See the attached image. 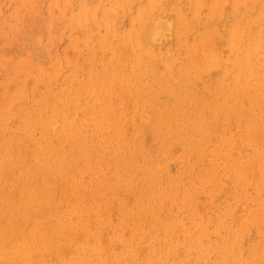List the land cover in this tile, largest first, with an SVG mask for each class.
<instances>
[{"label": "bare ground", "instance_id": "obj_1", "mask_svg": "<svg viewBox=\"0 0 264 264\" xmlns=\"http://www.w3.org/2000/svg\"><path fill=\"white\" fill-rule=\"evenodd\" d=\"M53 1V0H52ZM57 1V0H56ZM59 1V0H58ZM62 1V0H61ZM68 0H66V2H67ZM77 1V0H76ZM76 1H73L74 3L76 2ZM92 1V0H91ZM94 1V0H93ZM106 1V0H105ZM117 1H119V0H117ZM125 1V0H124ZM137 1H140V0H137ZM147 1V0H146ZM158 2H159V0H157ZM156 0H150V4L149 5H147V6H145V7H140V6H138L139 8V10L136 12L137 14V18H135V20H136V22H138L139 24L137 25L138 26V28L137 27H135V26H133V28L135 29V32H136V35H133V36H131V34L132 33H134L135 34V32L134 31H132V29L131 28H129V30H128V28L126 27V30H122V33H120L121 34V40H120V42H119V44H118V42H116L117 44H118V46L116 47V49H113V47H111L112 49H111V53L113 54V57L112 56H110V59L108 60V62L106 63V65L105 64H103V63H100V64H103L104 65V67L102 66V71H100V72H94V71H90L91 69H93V68H91L89 71H90V73H92V74H90V73H88L89 75L87 76L88 78L87 79H85V80H83L82 79V77L83 76H85V74L81 77V79L84 81H82V80H79V79H75L74 77H71V74H69L68 72H66V73H68L67 75V77H65L67 80H68V83H70V82H73V81H75L76 83H71L70 85H68V87H67V85H66V90H65V88H63L62 86V89L63 90H65L66 91V98H64V103L65 104H67L69 107L70 106H72L74 109L75 108H77V109H80V108H78V105H79V103L81 104V101H82V104L81 105H83V107H82V109H84V104H83V101H85V99H88V101H90V103H89V106H87L88 108V111H89V113H90V122H91V124L90 125H87L88 127L90 126L93 130H94V132L93 133H91L90 135L88 134L87 135V132L82 136V135H79V134H74L73 132H74V130H72V129H70V128H72V127H69V128H66V117L64 116V118L62 117H60L61 119H65V120H63V122H61V123H63V127H64V129H63V143L62 144H66L67 145V147H68V150H66V148L67 147H65V148H62V147H64V145H60V141H59V144H57V146H59V147H57V148H54V147H56V146H53V144L51 143V142H54V141H52V138H54L53 136H55V138H57V141L59 140L58 139V137H59V135H58V137H56L57 136V134H58V132H56L55 130H54V127H55V125L52 123L54 120H55V115H53L54 117V119L53 120H49L50 119V114H52L51 113V111H49V114L47 113L48 112V110L46 109V105L47 104H50L48 101V103L45 105V103L43 102V104L45 105V108H43L42 107V105H41V108H43V109H45V112L46 113H44V114H47V115H50V116H47V117H49L48 118V123L50 122V124H44V126L41 124V125H39L40 123H38L37 121V123H38V125L41 127V126H43L42 127V130H40V132H41V136L39 137L40 139H37V136H39V135H36L35 137L33 136V134L34 133H32V131H30L29 130V128H27V126H26V128H24V129H21V133L20 134H23V136H24V138H25V142H28V144H29V148L28 149H26V150H22L20 147H17V142H15L14 144H15V146H13V142H11L12 141V137L10 138V140L9 141H6L5 142V144H3L2 143V141L4 140V138H3V140L0 142L1 144H3V148H1L0 147V154L2 153V152H4V155L2 156V158H0V264H140V263H142V262H140V263H138L137 262V259H136V254H137V252L139 251H135V248L136 247H134V244L131 242V240H128V239H124L123 237H125V235H124V232H123V228H119V227H121V226H124V225H126V226H129L132 230L134 229H137V227L138 228H140L141 230L140 231H144L145 230V224H146V222H145V220H147V216H146V214H145V217H143V213H144V211L141 209V208H138V206H137V203L138 202H140V203H142V201L145 199V198H149L148 197V193H146L145 192V194H144V191H143V185L145 186L144 188L145 189H149V187H151L152 186V188H153V186H155L156 188H157V186H158V184H160L161 182H159L160 180L158 179V177H160L159 175H158V177H157V173L159 172L158 171V162L157 161H160V160H162V158H163V156H164V158H165V155H163L164 153H163V150H162V152L161 151H159L160 153H162V158H159L160 157V154L159 153H157V155L159 156L158 157V159H156L157 158V156L155 157V160H157L156 162H157V164H156V167L157 168H155V165L154 166H150L149 165V161L151 160V159H149L151 156H149V158H147L142 164H141V162H140V158L138 157L139 156V147L143 144L142 142V144H140V146H137L138 147V149H137V151H139V152H137L136 154H138V156L135 154V153H133L132 154V149L131 150H129V155H128V157H125L124 159L122 158V157H120L121 155H119V157L121 158H118V152H120V150H122V152L121 153H123V149H125L124 147V143H123V132L125 131V129L124 130H122V129H119V130H117L116 131V134H115V116L117 115L119 118H121V117H124V114L125 113H123L122 112V110L121 109H123V108H125V107H128V106H131L133 109H134V112L135 111H137L138 110V108L140 107V106H144L145 104H147L148 103V101L149 102H154V100H156L158 103H161V98H159L160 97V92L162 91V90H165V91H167V92H169L170 93V97H171V102H173L174 101V103H175V105L174 106H172L171 105V107L169 108V110L170 111H175L176 112V114H177V116H178V118H179V122H178V125L177 126H175V128L171 131L172 133H178L179 132V128H180V126H179V123H181V121H182V125H181V127H185L186 126V119H187V115L189 116V114H188V111L190 110L189 109V107H190V104H191V101H193L194 99H195V96H193L192 94H191V92H190V88H188V85L186 84V82H187V80L190 78V76H191V74H189L187 71H185L184 69H181L179 72H177L176 74L174 73V74H172L171 76H169V75H167V76H169L170 77V79H168L167 78V76H165L167 79H168V81L166 80V78L163 76V75H161V74H156V73H154V71H153V69H154V66H153V56L155 55L154 54V52L153 53H151L150 51L151 50H153V46H155V44L157 43V42H162L163 40L165 41L166 39H168L170 36H171V34H173L174 32H176V33H178L177 31H181L182 32V30L181 29H179V30H175L176 28H178V27H176L175 28V25L177 24V23H179L178 21H177V23H176V21H175V19H176V16H174L175 17V19H173V18H171V14L169 13V16H166V15H162L161 14V12L159 13L158 11H160V9L157 11V12H155L154 11V4H156L157 5V2ZM169 1V0H168ZM177 0H174V2H176ZM179 1V0H178ZM183 1V0H182ZM196 0H193V3L195 2ZM199 1L200 0H198V3H199ZM209 1V0H208ZM207 1V2H208ZM215 1V0H214ZM225 0H223V2H224ZM229 1V0H228ZM233 2H234V0H232ZM238 0H235V3H234V5L236 4V5H238L236 2H237ZM244 1L245 0H243V2L241 1V3H244ZM256 1H258V0H256ZM260 1V0H259ZM2 2H5V1H2ZM9 2V4H11L12 5V3H10V0L8 1ZM12 2H13V0H12ZM24 2V1H23ZM54 2H55V0H54ZM65 2V3H66ZM70 1H68L67 3H69ZM73 2H72V5H73ZM80 2V1H79ZM78 1H77V3L80 5V3H79ZM82 2H84V0H82ZM86 2V1H85ZM102 2H104V0L102 1L101 0V2H100V0H98V4L99 3H102ZM108 2H110V1H108ZM120 2V1H119ZM118 2V3H119ZM126 3V5L127 6H129V7H127L126 6V10H127V8L131 11L132 10V6L131 5H129L130 3H127V2H130V1H125ZM149 1H147V3H148ZM155 2V3H154ZM164 2V1H163ZM167 2V1H166ZM173 2V3H174ZM197 2V1H196ZM195 2V3H196ZM206 2V1H205ZM218 2H220V0H218L217 1V3ZM226 2V1H225ZM246 2H247V0H246ZM21 3V2H20ZM55 3H59V2H55ZM55 3H52V4H54L55 6H56V8H57V5H59V4H55ZM61 3H63V2H61ZM64 3V4H65ZM66 3V4H67ZM76 3V4H77ZM94 3V2H93ZM93 3H91V5L93 4ZM95 3H96V1H95ZM94 3V4H95ZM114 3V4H113ZM111 2V4H112V6H113V8H112V6L110 7V11L112 10V11H114V9L116 10V9H118V7L121 5L120 3V5L118 6V7H116L115 8V3L117 4V2ZM122 3H123V1H122ZM134 3V2H133ZM154 3V4H153ZM160 3H162V2H160ZM171 3V2H170ZM169 3V4H170ZM194 3V4H195ZM202 3V4H201ZM214 4L215 6H216V8H217V10H218V8H220V7H218V5L219 4ZM228 3V2H227ZM4 4V3H3ZM13 4H15V2L13 3ZM24 3H22V5H23ZM51 3H49V5H50ZM71 4V3H70ZM88 4V6L90 5V3H89V1L87 0V3L85 4V5H87ZM97 4V3H96ZM95 4V6H93V9H95L94 7H97V6H99V5H96ZM108 4H110V3H108ZM172 4V3H171ZM180 4H182V3H179V5ZM200 4L202 5L200 8H202L203 7V4H204V0H202V2H200ZM221 4V3H220ZM225 4V3H224ZM224 4H222L223 6H221L222 8L224 7ZM249 4V3H248ZM8 5V4H7ZM10 5V6H11ZM16 5V4H15ZM21 5V6H22ZM61 5V4H60ZM79 5H78V7H79ZM91 5H90V7H91ZM106 5V4H105ZM145 5V4H144ZM143 5V6H144ZM167 5V4H166ZM174 5V4H173ZM207 5H208V3H207ZM210 5H212V7H215L212 3L210 4ZM233 5V6H234ZM241 5H243V4H241ZM251 5H253V3L251 2ZM21 6H19V8L21 7ZM62 6H63V4H62ZM67 6H68V4H67ZM67 6H65V8H66V10L68 9V10H70V9H73L74 7V5L73 6H71V7H73V8H71L70 7V9H69V7H67ZM81 6H82V3H81ZM79 7V8H81V10L83 9L82 7ZM86 7L85 6V8H87V9H89V7ZM104 6V5H103ZM123 6H124V3H123ZM176 6V5H175ZM187 6V5H186ZM200 6V5H199ZM199 6H198V8H199ZM220 6V5H219ZM232 6V7H233ZM239 6V5H238ZM256 6V5H255ZM4 7H5V5H4ZM16 7V6H15ZM23 7V6H22ZM49 7V6H48ZM50 7H52V5L50 6ZM49 7V8H50ZM76 7V6H75ZM122 7V6H121ZM120 7V8H121ZM156 7V6H155ZM172 7V6H171ZM170 7V8H171ZM178 7V6H177ZM181 7V6H180ZM182 7H183V5H182ZM197 7V6H196ZM204 7H206V6H204ZM209 7H211V6H209ZM228 7V4H226V8ZM231 7V8H232ZM236 7V6H235ZM246 7V6H245ZM254 7V6H253ZM14 7H12V9H13ZM48 8V9H49ZM53 8V7H52ZM51 8V9H52ZM59 8V7H58ZM107 8V12H108V9H109V7H106ZM137 8V7H136ZM161 8V10H162V7H160ZM167 8V7H166ZM169 8V7H168ZM194 8H195V6L193 7V13H192V15H194L195 16V14H198V13H195L194 14ZM207 8V7H206ZM222 8H220L221 10V13L223 12L222 10ZM231 8H230V10H231ZM234 8V7H233ZM233 8H232V12H233ZM0 9H1V7H0ZM7 9V8H6ZM17 10H18V8H16ZM15 9V10H16ZM51 9L49 10V11H51ZM62 9V8H61ZM77 9V8H76ZM97 9V8H96ZM95 9V10H96ZM99 9V8H98ZM97 9V10H98ZM123 9H124V7H123ZM178 10H181V9H179V8H177ZM196 9L197 8H195V11H196ZM212 9V8H211ZM246 9V8H245ZM249 9V8H248ZM4 11V9H1L0 10V12L1 11ZM8 10V9H7ZM58 10H60V9H58ZM63 10V9H62ZM67 10V11H68ZM78 10V9H77ZM80 10V9H79ZM81 10L79 11L80 13H81ZM95 10H90L91 11V13H92V11L94 12ZM125 9L124 10H122L121 9V12H124V14L126 13V12H129V11H126ZM164 10V9H163ZM198 11H199V9H197ZM207 10H208V8L206 9V13H207ZM236 10V9H235ZM238 10V9H237ZM237 10L236 11H234L235 13L237 12ZM250 10V9H249ZM19 11H21V9L19 10ZM48 11V13L50 14L51 12H49ZM52 11H53V9H52ZM54 11H56L55 10V8H54ZM73 11V10H72ZM84 11V10H83ZM82 11V12H83ZM86 11V10H85ZM84 11V12H85ZM101 11V10H100ZM105 11V10H104ZM108 12L109 14H111V12ZM172 11H174V10H172ZM185 11V10H184ZM184 11H180V12H182V13H185ZM186 11H188V10H186ZM213 10H211V12H212ZM216 9L213 11L214 12V14H215V16H214V14L213 15H211V17L212 18H214V22H215V24H217L216 22H217V19L220 17V15H218L217 13H219L218 11H216ZM258 11V14L259 13H261V14H263L262 15V17H263V19H264V10H262V12L260 11L259 12V9L257 10ZM5 12V11H4ZM59 12V13H58ZM70 11H68L67 13L65 12V9H64V11H63V13L65 14H68ZM75 12H77V11H75ZM106 12V13H107ZM118 12V11H117ZM165 12L166 11H164V12H162V13H164L165 14ZM171 12V11H170ZM226 13H227V10L225 11ZM230 12V11H229ZM231 12V13H232ZM241 12H243L242 10H241ZM247 12H249V11H247ZM53 13V15H54V12H52ZM56 13V12H55ZM57 13L58 14H60L61 15V12L60 11H57ZM79 13V14H80ZM90 12H88L87 14H89ZM91 13H90V15H91ZM101 13V12H100ZM113 14H111V15H114V13L115 12H112ZM175 13V12H174ZM179 13V12H178ZM181 13V17L183 16V15H186V14H182ZM201 13V12H200ZM199 13V14H200ZM203 13H205V12H203ZM220 13V14H221ZM235 13H233L232 14V16L233 15H235ZM1 14H2V12H1ZM8 14V13H7ZM18 14H19V12H18ZM64 14L63 15H61V16H64ZM71 13H69V15H70ZM76 14V13H75ZM93 14V13H92ZM95 14V13H94ZM97 14V13H96ZM95 14V15H96ZM99 14V13H98ZM108 14V15H109ZM118 14V13H117ZM124 14H123V16L121 15V13L119 12V16L121 15L122 16V18L124 17ZM167 14V13H166ZM176 14V13H175ZM216 14H217V16H216ZM255 15H257L256 13H254ZM261 14H259V15H261ZM15 15L16 16H19V15H17L16 14V12H15ZM52 15V14H51ZM52 15V16H53ZM69 15H68V18H69ZM84 15L86 16V12H85V14H83V17H84ZM90 15H87V17L89 16L90 17ZM94 15V16H95ZM111 15H109L110 17H111ZM133 15V14H132ZM132 15H131V19H133V17H132ZM203 15V14H202ZM205 15V14H204ZM209 15V16H210ZM228 15V14H227ZM240 15H242V14H240ZM258 15V16H259ZM6 16V15H5ZM50 16V15H49ZM71 16V15H70ZM76 16V15H75ZM77 16H78V13H77ZM82 16V15H81ZM80 16V17H81ZM102 16H103V13H102ZM108 16V17H109ZM178 16V15H177ZM180 16V15H179ZM193 16V18L194 19H196L197 18V15L194 17ZM209 16L207 17V19L209 18ZM219 16V17H218ZM221 16H222V14H221ZM225 16V15H224ZM229 16V15H228ZM237 16V15H236ZM254 16V15H253ZM10 17H13V15L12 16H10ZM55 17V16H54ZM66 17V16H65ZM73 17V16H72ZM71 17V18H72ZM79 17V18H80ZM99 17H101V15L99 16ZM108 17H105V18H108ZM109 17V18H110ZM114 17V18H113ZM189 17H190V15H189ZM218 17V18H217ZM230 17V16H229ZM235 17V16H234ZM241 17V16H240ZM239 17V18H240ZM245 17H248V14H245V15H243L241 18L242 19H244ZM2 18H4V17H1V19ZM6 18V17H5ZM14 18H16V17H14ZM51 18V16L49 17V19L48 20H51L50 19ZM56 18H58V15H57V17ZM59 18L60 19H57V20H63L60 16H59ZM70 18V19H71ZM75 18H78V17H75ZM91 19H94V17L91 15V17H90ZM96 18V17H95ZM108 18V19H109ZM177 18H179V17H177ZM193 18L191 19V20H193ZM212 18H210L211 20H207L206 21V23H208V21H212L211 22V24L213 23V19ZM217 18V19H216ZM228 18V17H227ZM233 18V17H232ZM238 18V19H239ZM255 19L257 18V20H258V18L259 17H254ZM7 19V18H6ZM18 19H19V17H18ZM18 19H16V21L18 20ZM97 19V18H96ZM100 19V18H99ZM107 19V20H108ZM111 19H115V16H112L110 19H109V21L111 20ZM120 19V18H119ZM131 19H129V20H131ZM185 19V16H183V21H185L184 20ZM186 19H188L187 17H186ZM201 19V18H200ZM222 18L220 17V19L219 20H221ZM249 19V18H248ZM251 19V18H250ZM250 19H249V21H250ZM253 19V18H252ZM254 19V20H255ZM263 19H262V21H263ZM3 20V19H2ZM10 20V19H9ZM13 20V19H12ZM66 21H67V19H65ZM72 20V19H71ZM71 20H70V22H71ZM88 20V19H87ZM106 20V21H107ZM134 20V21H135ZM198 19H196V21H197ZM203 20V19H202ZM218 20V21H219ZM222 20H225V19H222ZM232 20V19H231ZM230 20V21H231ZM235 20H236V18H235ZM246 20V19H245ZM4 21V20H3ZM19 21V20H18ZM53 21V20H52ZM51 21V22H52ZM79 21V23H81L80 22V20H78ZM97 20H95V22H96ZM103 21V20H102ZM101 21V22H102ZM105 21V22H106ZM122 21V20H121ZM132 21V20H131ZM190 21V20H189ZM205 21V20H204ZM239 21H241V20H239ZM14 22H15V20H14ZM48 22H50V21H48ZM55 23H57V22H60V21H54ZM54 22H52V24L54 23ZM63 22H65V21H63ZM63 22H61L62 24H63ZM69 22V23H70ZM74 22V21H73ZM76 22H77V20H76ZM93 22H94V20H93ZM112 22V20L110 21V22H108L107 21V23H111ZM191 22V21H190ZM190 22H188V21H186V24L188 23H190ZM193 22V21H192ZM201 22V21H200ZM203 22V21H202ZM245 22V21H244ZM251 23H252V21H250ZM253 22H257V21H253ZM54 23V24H55ZM60 23V24H61ZM88 24H87V26H89V23H92V22H87ZM107 23H106V25H107ZM112 23H114V22H112ZM123 23H125V22H123ZM133 23V22H132ZM131 23V24H132ZM194 24H195V20H194V22H193ZM221 23H224V21L222 22L221 21ZM232 23V22H231ZM230 23V24H231ZM235 23H237V22H235ZM248 23V22H247ZM263 23V22H262ZM8 24H9V22H8ZM17 24V22H15V25ZM43 25L45 24L44 22L42 23ZM41 24V25H42ZM49 24H51V23H47V25L46 26H49ZM53 24V25H54ZM57 24H59V23H57ZM68 24V23H67ZM66 24V25H67ZM73 24V23H72ZM82 24V23H81ZM85 22H84V29H85ZM97 24L99 25L100 24V22H98L97 21ZM129 24V23H128ZM181 24V23H180ZM184 24V23H183ZM187 24V28H189V25L190 24H192V23H190L189 25ZM198 24V23H197ZM211 24L209 23V26H208V24H206L207 25V29L208 28H211L212 26H211ZM214 24V23H213ZM233 24H234V22H233ZM250 24V23H249ZM264 24V23H263ZM53 25H51L50 26V29L49 30H51V31H53V33H54V30H53V28H55V30H57V31H55L56 33L60 30L59 28H56L57 26L56 25H54V26H56V27H53V28H51ZM103 25V24H102ZM206 25H205V27H206ZM218 25V24H217ZM216 25V26H217ZM235 25V24H234ZM244 25H246V24H243L242 25V27L244 26ZM251 25V24H250ZM6 26V25H5ZM4 24H3V29H4ZM9 26H11V25H9ZM58 26H60V25H58ZM68 26V25H67ZM67 26H64V29H65V27H67ZM77 29H80L79 28V26H82L83 27V24L82 25H78L77 24ZM126 26V25H125ZM177 26V25H176ZM180 26V25H179ZM186 26V25H185ZM216 26H214L215 28H216ZM221 26V25H220ZM220 26H218V27H220ZM225 26V25H224ZM236 26H238V24H236L235 25V27ZM2 27V26H1ZM7 27V26H6ZM15 27V26H14ZM42 27H45V26H42ZM75 27V26H74ZM82 27H81V29H82ZM92 27H94V25H92ZM96 27V26H95ZM109 27V26H108ZM129 27H132V25L130 26L129 25ZM191 27V26H190ZM231 27V26H230ZM230 27H228L230 30H231V28ZM256 27V26H255ZM39 28H41V27H39ZM88 28V27H87ZM98 28H99V26H98ZM96 29V30H98L99 31V29ZM104 28H105V25H104ZM180 28V27H179ZM184 28V27H183ZM247 28V27H246ZM258 28H259V26H258ZM258 28H256V30L258 29ZM7 29V28H6ZM8 29H10L11 30V28L9 27ZM7 29V30H8ZM45 29V28H44ZM44 29L43 28H41V30H43V32L42 33H44ZM69 29H70V27H69ZM77 29H74L75 31H74V34H72L71 32H72V30H71V34L72 35H74L75 36V34H77ZM80 29V30H81ZM106 29V28H105ZM105 29H103V30H105ZM107 29H109V28H107ZM106 29V30H107ZM140 29V30H139ZM190 29V28H189ZM191 29H194V27L193 28H191ZM191 29H190V31H191ZM197 29L198 28H196V31H197ZM206 29V28H205ZM206 29V30H207ZM212 29V28H211ZM211 29H209V31H213V30H215L214 28L211 30ZM219 29H221V28H219ZM229 29H228V31H229ZM233 29V28H232ZM235 29H237V27L235 28ZM244 29V28H243ZM242 29V30H243ZM9 30V31H10ZM61 30H62V27H61ZM66 30V29H65ZM103 30H101V31H103ZM200 30H202V29H200ZM216 30L218 31V28H216ZM227 30V29H226ZM37 30H35V32H36ZM40 31V30H39ZM39 31H37L36 33H37V37L38 38H36V39H39L38 41L42 44H40L38 41V43L37 42H35V45L34 44H32V46L34 45L35 46V50H37V44H40L41 46H43V44L45 43H42L41 41H40V39L42 38H40V32ZM108 32H109V30H107ZM179 31V32H180ZM185 31V30H184ZM187 31H188V29H187ZM187 31H185V32H183V33H186ZM217 31H216V33H217ZM228 31H227V33H228ZM233 31H235L234 29H233ZM258 31H259V29H258ZM258 31H255V34H259L258 35V37L257 38H254L253 39V41L252 42H257V44L256 45H254V46H250L246 51H244L240 56H237V57H234L233 56V58H231V59H229L228 60V62H227V64H226V67H225V73L227 74V75H225V77L223 76V78L226 80L227 79V77L226 76H228V79H229V83H228V87L226 88L227 89V92H225L224 91V89L222 88V86H220V85H217L216 86V89L214 90V92L212 93V95H211V99H216V100H218V104L220 105V107L222 108V112H221V115H226V116H229V115H231L232 117L233 116H235V115H239V114H245V113H247L246 111L244 112V108H243V105H242V100L243 99H246V97L250 100V101H252L254 104H258V102H261V101H264V62L262 61V58L264 57V51H263V48L262 49H260V47H259V44H261L262 45V43H263V41H264V38H263V40H262V35L263 34H260V32H258ZM261 31V30H260ZM5 32H6V30H5ZM38 32H39V34H38ZM61 32V31H60ZM59 32V33H60ZM82 32V31H81ZM85 32H88L87 30L85 31ZM93 32H94V30H93ZM93 32H91V35H89V36H91L90 38H92V33ZM104 32V31H103ZM112 32V31H111ZM198 32V31H197ZM215 32V31H214ZM240 32V31H239ZM246 32V31H245ZM262 32V31H261ZM35 33V34H36ZM52 32H51V35L53 34ZM64 33V32H63ZM96 33H99V34H101L100 33V31L99 32H96ZM106 33V32H105ZM188 33H190V32H188ZM187 33V34H188ZM199 33V32H198ZM203 33V32H202ZM210 33V32H209ZM216 33H214V34H216ZM226 33V34H227ZM229 33H230V31H229ZM238 33V32H237ZM241 33H243L242 31L240 32V35H242ZM7 34V33H6ZM32 33H30V35H31ZM58 34V33H57ZM71 34L68 36V39L70 38V36H71ZM80 34H82V33H80ZM89 34V33H88ZM104 34V33H103ZM175 34V33H174ZM186 34V35H187ZM197 34V33H196ZM201 33H199V35H200ZM213 33H210V35H212ZM220 33H218V34H216L217 36L219 35ZM253 34H254V32H253ZM29 35V36H30ZM33 35V34H32ZM42 35V34H41ZM44 35V34H43ZM42 35V36H43ZM53 35H55V33L53 34ZM52 35V36H53ZM78 35V34H77ZM95 35V34H94ZM102 35V34H101ZM107 35H108V33H106V35H105V37H103L102 38V40L101 41H103V39L105 38L106 39V37H107ZM114 35V34H113ZM176 35V34H175ZM194 35V34H193ZM206 35H207V33H206ZM204 36V37H206V42H208L207 40H208V38L210 37V39H211V41H212V39H213V41L211 42V41H209L208 43L210 44V43H212V44H214L216 41H221L222 43L226 40V38L227 37H229L230 35H228L226 38H225V40L224 39H222L223 38V33L221 34V35H223L222 36V38H218L216 35L214 36L215 38H212L213 37V35H212V37L211 36ZM260 35H261V37H260ZM34 36V35H33ZM52 36H48L47 35V37L49 38V40H52L55 36H53V38H52ZM81 36V35H80ZM88 36V35H87ZM87 36L85 37V39L87 38ZM99 36V35H98ZM179 36V35H178ZM177 36V37H178ZM180 36H181V34H180ZM180 36L178 37L179 39H180ZM189 36V35H188ZM196 36V35H195ZM202 36H203V34H202ZM256 36V35H255ZM44 37H45V35H44ZM100 37H102V36H100ZM182 38H183V36H181ZM185 38H186V36H184ZM193 37V36H192ZM191 37V38H192ZM201 37V36H200ZM203 37V38H204ZM216 37L219 39V40H217L216 39ZM239 37V36H238ZM30 38H32L31 36H30ZM30 38L29 39H25V40H28V41H30L29 43L31 44V40H30ZM34 38L35 37H33L32 38V40H34ZM48 38H46V39H48ZM58 38V37H57ZM72 38V37H71ZM70 38V39H71ZM78 37H76V39H77ZM90 38H88V39H90ZM98 37H96L95 38V36H94V39H97ZM113 38V37H112ZM111 37H110V39H109V41L110 40H114V39H112ZM203 38L201 37V39H202V41H203ZM230 38H232V37H230ZM235 38V37H234ZM233 38V39H234ZM246 38V37H245ZM249 38H250V36H249ZM248 38V39H249ZM45 39V38H44ZM44 39H43V41H44ZM55 39V38H54ZM61 39H62V37H61ZM64 39V38H63ZM80 39V38H79ZM79 39H77V40H79ZM171 38H169V40H170ZM187 39V38H186ZM193 39H194V37H193ZM193 39H191L192 41H193ZM216 39V40H215ZM251 39V38H250ZM249 39V40H250ZM87 40V39H86ZM98 40V39H97ZM96 40V41H97ZM173 40H175V39H173ZM178 40V39H177ZM197 40V39H196ZM199 40H200V38H199ZM224 40V41H223ZM229 40H231V39H229ZM228 40V41H229ZM241 39H239V41H240ZM246 40V39H245ZM47 41V40H46ZM53 41V40H52ZM61 41V40H60ZM72 41V40H71ZM76 41V40H75ZM85 41V40H84ZM98 41H100V40H98ZM145 41V42H144ZM184 41V40H183ZM182 41V42H183ZM186 41V40H185ZM189 41V40H188ZM187 41V42H188ZM191 41V42H192ZM201 41V40H200ZM199 41V42H200ZM200 42V43H202V49H203V47H204V45L203 44H206V42L205 41H203V42ZM236 41V40H235ZM238 41V42H239ZM251 41V40H250ZM64 42V41H63ZM67 42V41H66ZM77 42V41H76ZM79 42V41H78ZM92 42V41H91ZM94 42V41H93ZM145 43V45H144V43ZM175 42V41H174ZM180 42V41H179ZM182 42H180L181 44L180 45H182ZM190 42V41H189ZM188 42V43H189ZM190 42V43H191ZM197 43H199L198 42V40L196 41ZM196 42H195V44H196ZM214 42V43H213ZM230 42V41H229ZM234 42V41H233ZM233 42L232 43H230L231 45H233ZM238 42H237V44H238ZM241 42V41H240ZM37 43V44H36ZM73 43H75V42H73ZM88 43V42H87ZM103 43V45H104V41L102 42ZM101 42H100V44H102ZM107 43H108V39H107ZM106 43V44H107ZM121 43V44H120ZM176 43V42H175ZM174 43V44H175ZM200 43L199 44H197L198 45V47H200L201 48V46H199L200 45ZM208 43L206 44V46L208 45ZM250 43V42H249ZM24 44H27V42L25 41V43ZM54 45L55 43H53V42H51L50 43V45H49V47H48V45H44L45 47V49H47V48H50L51 47V45ZM58 44V43H57ZM64 44V43H63ZM72 44V43H71ZM76 44V43H75ZM79 44V43H78ZM89 44V43H88ZM94 44V43H93ZM97 44V43H96ZM112 44V43H111ZM159 44V43H158ZM161 44V43H160ZM166 44H168V43H166ZM185 44H186V42H185ZM212 44H211V46H212ZM224 44V43H223ZM223 44H221L222 45V47H223ZM227 45H228V43H226ZM226 44L224 45V47H223V49L224 48H226ZM230 44L228 45V46H230ZM240 44V43H239ZM251 44V43H250ZM37 45V46H36ZM53 45H52V47H53ZM62 45V44H61ZM77 45V44H76ZM98 45H99V42H98ZM108 45H110V43L108 44ZM107 45V46H108ZM168 45H171L170 43L168 44ZM167 45V46H168ZM178 45V44H177ZM197 45H195V47L194 48H196L195 50L197 51V53H199V57L201 56L200 55V52L198 51L199 49H197ZM218 45V44H217ZM32 46L31 45H27V47L26 46H24L25 48L24 49H30V47L32 48ZM40 46V48L41 49H44L43 47H41ZM92 46V45H91ZM123 46V48H121ZM160 46V45H159ZM161 46H164L165 47V45H161ZM179 46V45H178ZM185 46H187V45H185ZM219 46V45H218ZM218 46H216V47H218ZM240 46V45H239ZM29 47V48H28ZM57 47V46H56ZM65 47H67L66 45H65ZM70 46H68V48H69ZM73 47V46H72ZM87 47H89L88 45H87ZM103 48L105 47V46H102ZM102 47H101V49H102ZM109 47V46H108ZM175 47V46H174ZM181 47V46H180ZM221 47V46H220ZM220 47H218V48H220ZM221 47V48H222ZM39 47H38V54H46L45 53V51L43 52L41 49H40ZM77 48V47H76ZM75 48V49H76ZM85 48V47H84ZM148 48H150L151 50L149 51V49ZM157 48H159V47H157ZM176 48V47H175ZM185 48V47H184ZM207 48V47H206ZM220 48V50H223V49H221ZM23 48H22V50H24ZM33 49V48H32ZM32 49H30V51L31 52H35V55L34 56H37L38 54H36V51L33 49V51H32ZM59 49V48H58ZM65 49V48H64ZM74 49V48H73ZM80 49H82L81 48V46H80ZM91 49V48H90ZM89 48L87 49V51L88 50H90ZM95 49V48H94ZM93 49V50H94ZM100 49V50H101ZM161 49H163V47L161 48ZM202 49H200V50H202ZM215 49V48H214ZM234 49V48H233ZM240 49V48H239ZM21 50V51H22ZM42 52H41V51ZM56 50V49H55ZM68 50V49H67ZM77 50V49H76ZM83 50H85V49H83ZM93 50H92V52H93ZM96 50H97V47H96ZM96 50H94L95 52H96ZM169 50V49H168ZM168 50H167V52H168ZM178 50V49H177ZM182 50H184V49H182ZM206 50H208V49H206ZM205 50V51H206ZM211 50V49H210ZM227 50H229V48L227 49H225V51L227 52ZM237 50V49H236ZM235 50V51H236ZM21 51H20V53H21ZM40 51V52H39ZM54 51V50H53ZM71 51H73V50H71ZM158 51V50H157ZM162 52L163 51H165V50H161ZM160 51V52H161ZM171 51H172V49H171ZM186 51H188L187 49H186ZM191 51V50H190ZM189 51V52H190ZM196 51H195V53H194V51H193V49H192V55H197V57L196 58H198V54L196 53ZM209 51V50H208ZM219 52V49L218 50H216L215 52H216V54ZM234 51V52H235ZM238 51V50H237ZM28 53H30L29 54V56L32 54L31 52H29V51H27ZM47 54L50 52V49H49V51H48V49H47ZM56 52V51H55ZM60 52V51H59ZM80 52V51H79ZM83 52H85V51H83ZM91 52V51H90ZM89 52V53H90ZM95 52H93V55H94V53ZM102 52H103V50H102ZM161 52V53H162ZM166 52V53H167ZM180 50H179V54H180ZM204 52V51H203ZM223 52H224V50H223ZM229 52H230V50H229ZM232 52V51H231ZM14 53V52H13ZM16 53V52H15ZM24 53V52H23ZM28 53H25V54H28ZM51 53V52H50ZM88 53V52H87ZM99 53V52H98ZM157 53V52H156ZM165 53V52H164ZM183 53V52H182ZM185 53V52H184ZM194 53V54H193ZM207 53H209V52H207ZM210 53H211V51H210ZM212 53H213V51H212ZM220 53V52H219ZM217 54L218 56L222 53H220V54ZM17 54V53H16ZM80 54V53H79ZM105 54H107V53H105ZM104 54V55H105ZM110 54V53H109ZM112 54H110V55H112ZM158 54V53H157ZM170 54V53H169ZM186 54H188L187 52H186ZM185 54V58L186 57H188L187 55ZM201 54H202V52H201ZM204 54V53H203ZM262 54V55H261ZM56 55V54H55ZM54 55V57H56ZM65 55V54H64ZM71 55V54H70ZM87 55V54H86ZM93 55H91V56H93ZM104 55H102V56H104ZM160 55V54H159ZM159 55H157V57L159 56ZM162 55V54H161ZM207 55V54H206ZM212 55V54H211ZM224 55V54H223ZM2 56H3V54H0V57L2 58ZM23 56L25 57V55L23 54ZM26 56H28V55H26ZM33 56V58H35ZM39 57H40V55H38ZM60 57L61 55H57V57ZM80 56V55H79ZM89 56V55H88ZM88 56L86 57L87 59H88ZM91 56H89V57H91ZM156 56V55H155ZM163 56H165V54L164 55H162V57ZM204 56V55H203ZM202 56V57H203ZM213 56V55H212ZM217 56V57H218ZM42 57V58H41ZM40 58H38V57H36V58H38V62H39V59H40V61L41 62H39V64H43L44 62H46V60H44L47 56L45 55V58L43 59V56H41ZM65 57H67L68 58V54L67 55H65ZM95 57V56H94ZM157 57H155L156 58V61L158 62L159 61V58L157 59ZM161 57V56H160ZM166 57V56H165ZM172 57V56H171ZM175 57V56H174ZM183 57H184V55H183ZM201 57V58H202ZM207 57V56H206ZM210 57V56H209ZM214 57V56H213ZM216 57V58H217ZM0 58V59H1ZM4 58H6V57H4ZM27 58V57H26ZM25 58V59H26ZM29 58V57H28ZM27 58V59H28ZM32 57H31V60L33 59ZM36 58H35V60H33L34 62L36 61ZM64 58V57H63ZM67 58H66V60H67ZM72 58V57H71ZM76 58H78V57H76ZM96 58V57H95ZM105 58V57H104ZM108 58H109V56H108ZM154 58V59H155ZM181 58V57H180ZM189 58V57H188ZM191 58H192V60H193V56H191ZM195 58V60H197ZM211 58V57H210ZM209 58V59H210ZM3 59V58H2ZM1 59V60H2ZM7 59H9V58H7ZM22 59V58H21ZM21 59L19 60V61H21ZM24 59V60H25ZM47 59V58H46ZM69 59V58H68ZM81 59V58H80ZM86 59V60H87ZM99 59V58H98ZM100 59H102L103 60V58H100ZM161 59V58H160ZM168 59V58H167ZM166 59V60H167ZM187 59V58H186ZM199 59V58H198ZM215 59V58H214ZM214 59H210V60H214ZM220 60V57H218L217 59H215L216 60V62H217V60ZM1 60H0V63H1ZM4 60V59H3ZM3 60H2V62H3ZM10 60H11V62H14V61H12V59L10 58ZM31 60H29L28 59V61H31ZM42 60H44V61H42ZM51 60H52V58H51ZM59 60H60V58H59ZM59 60H58V63H60L61 64V62H59ZM63 60V59H62ZM78 60V59H77ZM176 59H174L173 61H175ZM182 60V59H181ZM180 60V61H181ZM195 60H193V61H195ZM204 60H206V58H204ZM208 60V59H207ZM214 60V61H215ZM27 61V60H26ZM27 61V62H28ZM32 61V62H33ZM53 61V60H52ZM51 61V62H52ZM57 61V60H56ZM65 61V60H64ZM69 61V60H68ZM81 61H84V59L82 60L81 59ZM81 61H79L78 60V62H81ZM88 61V60H87ZM90 61H94L93 59L92 60H90ZM98 61V60H97ZM111 61H113V63L111 62ZM155 61V63L157 64V62ZM162 61H163V58H162ZM187 62H189L188 60H186ZM186 61H183V62H186ZM192 61V62H193ZM214 61H213V63H214ZM10 62V63H11ZM67 62V61H66ZM77 62V63H78ZM110 62H111V65H110ZM191 62V63H192ZM204 62V61H203ZM4 63H5V60H4ZM9 64V62H7L6 61V63H5V65L4 64H2L0 67L2 68V66H4V69L3 70H5V67H7L6 66V64ZM30 63V62H29ZM86 63V62H85ZM98 63V62H97ZM162 63H164V64H162ZM165 63H167L165 60H164V62H161L160 64H162L161 66H163V65H165L164 66V68L166 67V65H168V63L167 64H165ZM170 63V62H169ZM171 63H172V65L174 64L172 61H171ZM195 63V62H194ZM196 63H197V61H196ZM196 63H195V66H196ZM206 63V62H205ZM223 63H225V62H223ZM32 64H34V63H32ZM32 64H29L30 65V67H31V65ZM36 64V63H35ZM38 64V65H39ZM46 63H44L43 65H42V68L41 69H45V67H47V66H44ZM65 64V63H64ZM68 64H69V62H68ZM81 64V63H80ZM79 64V65H80ZM83 64H84V62H83ZM94 63L92 62V65H93ZM99 64V63H98ZM158 64H159V62H158ZM160 64H159V66L158 67H160ZM190 64V63H189ZM189 64H188V66H189ZM200 64H201V62H200ZM197 65L196 67H198V66H202V65ZM209 64H212V62H209ZM216 64V63H215ZM221 64V63H220ZM13 65V64H12ZM12 65H9V66H12ZM47 65V64H46ZM82 65V64H81ZM171 65V64H170ZM170 65L169 66H167L168 68L170 67ZM192 65V64H191ZM207 65V64H206ZM44 66V67H43ZM57 66V65H56ZM55 66V67H56ZM60 67H61V65H59ZM75 67H73V68H75V70H76V64L74 65ZM84 66V65H83ZM87 66V65H86ZM94 66V65H93ZM174 66V65H173ZM176 66V65H175ZM185 66H186V64H185ZM195 66H192L193 68L195 67ZM203 66H204V64H203ZM208 66H211V65H207L206 67H208ZM220 66H222V65H220ZM29 67V66H28ZM33 68H35L36 66H32ZM53 67V66H52ZM88 67H90V66H88ZM92 67V66H91ZM95 67H97V66H95ZM125 67H128V71L126 72L125 71ZM156 67V66H155ZM12 68V67H11ZM37 68V67H36ZM63 68V67H62ZM72 68V69H73ZM164 68H162V69H164ZM173 68V67H172ZM171 68V69H172ZM177 68V67H176ZM199 68V67H198ZM202 68V67H201ZM213 68H215V67H208L207 69H210V71L212 72V69ZM1 69V70H2ZM8 69H10L9 67H8ZM29 69L31 70L32 68H28V69H26L25 68V70L26 71H28L29 72ZM40 68H38V70H39ZM51 69V68H50ZM55 69V68H54ZM60 69V68H59ZM64 69V68H63ZM84 69V68H83ZM192 69V68H191ZM197 69V68H196ZM200 69V68H199ZM199 69H197L198 71H199ZM219 69V68H218ZM218 69H213V73L214 72H216V70H217V72H218ZM0 70V71H1ZM15 69H13V71H14ZM24 70V71H25ZM47 70V69H46ZM53 70V69H52ZM65 70V69H64ZM69 70V69H68ZM67 70V71H68ZM79 70V69H78ZM127 70V69H126ZM174 70V69H173ZM202 70V69H201ZM204 70H206L205 69V66H204ZM215 70V71H214ZM21 71V69L18 71V74H19V72ZM36 71V70H35ZM34 71V72H35ZM41 71V70H40ZM39 71V73L38 74H40L41 72ZM60 71V70H59ZM71 71V70H70ZM74 71V70H73ZM72 71V72H73ZM85 71V70H84ZM155 71H157V70H155ZM207 71V70H206ZM206 71H205V73H204V71H202L203 73H200V74H203L202 76H208V74H209V70L207 71V74H206ZM220 71V70H219ZM2 72V71H1ZM0 72V73H1ZM5 72V71H4ZM9 72V71H8ZM14 72H16V70L14 71ZM13 72V73H14ZM22 72V71H21ZM28 72H26L27 73V75L25 74L24 76H26V77H29L30 75H29V73ZM33 72V71H32ZM45 72H47V71H45ZM48 72H50V71H48ZM54 72V71H53ZM58 72V71H57ZM63 72H65V71H63ZM74 72H77V71H74ZM162 73V71H159V73ZM164 72V71H163ZM200 72V71H199ZM12 73V74H13ZM24 73V72H23ZM36 73V72H35ZM42 73H44V72H42ZM42 73H41V75L40 76H42ZM78 73H79V71H78ZM77 73V74H78ZM196 73H197V71H196ZM11 74V75H12ZM17 74V75H18ZM48 74V73H47ZM53 74V73H52ZM52 74H51V76H50V81L53 79V78H56V76L55 77H53L52 76ZM74 74V73H73ZM77 74H76V77H78L77 76ZM205 74V75H204ZM215 74V73H214ZM221 74V73H220ZM2 75H4L3 73H2ZM9 75V74H8ZM8 75H7V77H5L6 79L8 78ZM14 75L17 77V75L14 73ZM14 75H12V76H10V77H14L15 78V76ZM20 75V74H19ZM23 75V74H22ZM29 75V76H28ZM33 73H32V75H31V77H33ZM36 75V74H35ZM44 75V74H43ZM61 75V74H60ZM66 74H64V76H65ZM79 75H80V73H79ZM82 75V74H81ZM165 75H166V72H165ZM210 75V74H209ZM211 75H212V73H211ZM6 76V75H5ZM47 76V75H46ZM198 76H201V75H198ZM205 76V77H206ZM213 76V75H212ZM211 76V77H212ZM4 77V76H3ZM9 77V78H10ZM39 77V76H38ZM194 77V76H193ZM205 77H203V78H205ZM209 77V76H208ZM13 78V79H14ZM35 78H36V76H35ZM46 78H48V77H46ZM195 78H197V76L195 77ZM201 78V77H200ZM11 79V78H10ZM22 79H23V81H21V82H23V84H25L26 82H27V80L29 79V78H27V80H26V78H24L23 76H22ZM24 79L26 80V81H24ZM32 79V78H31ZM42 79V78H41ZM45 79V78H44ZM58 78H56V80H57ZM60 79V78H59ZM4 80V79H3ZM2 80V81H3ZM30 80V79H29ZM33 80H35L34 78H33ZM40 80V79H39ZM39 80L37 81V78H36V81L39 83ZM47 80V79H46ZM53 80H55V79H53ZM193 80H194V78H193ZM198 80H199V78H198ZM197 80V81H198ZM209 80H210V78H209ZM213 80V79H212ZM2 81H0V83L2 82ZM5 81H7L6 83L7 84H9V82L11 81H9V79L8 80H5ZM18 81H19V79H18ZM31 81V80H30ZM36 81H35V83H36ZM41 81V80H40ZM63 81V80H62ZM61 81V82H62ZM149 81H154V82H152V83H150ZM203 81V80H202ZM208 81V80H207ZM11 82H13V80L11 81ZM20 82V81H19ZM19 82L17 83V81L16 82H14V83H17V85L19 84ZM45 82V81H44ZM49 82V81H48ZM47 82V83H48ZM194 82V81H193ZM209 82V81H208ZM14 83H12V84H14ZM31 83H33L32 81H31ZM51 83V82H50ZM55 83H56V81H55ZM67 83V84H68ZM192 83V82H191ZM190 83V84H191ZM204 83V82H203ZM223 83H224V80H223ZM3 84H5L4 83V81H3V83H1L0 85L2 86ZM7 84H5V85H7ZM29 84V83H28ZM27 83H26V85H28ZM49 84V83H48ZM47 84V85H48ZM59 84V83H58ZM57 83H56V85H58ZM61 84V83H60ZM194 84H196V83H194ZM198 84V83H197ZM218 84V83H217ZM220 84H222V83H220ZM21 85L22 84H20V88H22L21 90L23 91V88L24 87H21ZM25 85V86H26ZM31 85V84H30ZM28 86V87H31V86ZM36 85H38V84H36ZM44 85H46V83H44ZM62 85H63V83H62ZM127 86V87H124L123 88V86ZM14 86V85H13ZM15 86H16V84H15ZM33 87H35V84L33 83V85H32ZM49 86V85H48ZM55 86V85H54ZM206 86V85H205ZM6 87V86H5ZM9 87H11L10 85H9ZM28 87H27V89H28ZM33 87H31V89H33L32 91L34 92V88ZM41 87V86H40ZM40 87L38 88V89H40ZM47 87V86H46ZM80 87V88H79ZM116 87H118V89H116ZM142 87H145V90H143V91H140V89L142 88ZM195 87V86H194ZM198 87V86H197ZM196 87V88H197ZM17 88H18V86H17ZM43 88V87H42ZM49 88H54L53 87V85H52V87L50 86ZM56 88V87H55ZM60 88V87H59ZM209 88H210V85H209ZM12 89H13V87H12ZM27 89H25V91L26 92H29ZM47 89H48V87H47ZM58 89V88H57ZM57 89H54L56 92H58V90ZM122 89V90H121ZM2 90H4L3 88H2ZM6 90V89H5ZM4 90V91H5ZM19 90V89H18ZM30 90V89H29ZM9 91V90H8ZM17 91V89H15V91L14 90H12V92L14 93V92H16ZM20 91V90H19ZM18 91V92H19ZM37 91H39V90H37ZM42 91V90H41ZM46 91H48V90H45V92ZM51 91V90H50ZM49 91V92H50ZM59 91H61V89L59 90ZM196 91V90H195ZM197 91H198V89H197ZM196 91V92H197ZM1 92V91H0ZM3 92V91H2ZM10 92L11 91H9V94H10ZM11 92V93H12ZM17 92V93H18ZM54 92V91H53ZM52 92V93H53ZM62 92V91H61ZM166 92V93H167ZM199 92V91H198ZM7 93V92H6ZM6 93H4L3 92V94H6ZM13 93H12V95L10 96H8L10 99L11 98H14L13 96ZM16 93V94H17ZM20 93H21V91H20ZM19 93V94H20ZM32 93V92H31ZM48 93V92H47ZM47 93L45 94V96H46V100L49 98L48 97V95H47ZM59 93V92H58ZM57 93V94H58ZM168 93V94H169ZM193 93V92H192ZM230 94V96L229 97H232L233 98V100L232 101H230V99L228 98V96L226 95V94ZM15 94V93H14ZM23 94V93H22ZM35 94V93H34ZM50 94L51 93H49V96H50ZM55 92H54V95L52 94V98L53 99H55L54 97H55ZM59 94H62V93H59ZM58 94V95H59ZM164 94L165 93H163V96H164ZM167 94V95H168ZM206 94V93H205ZM26 95V94H25ZM24 95V96H25ZM38 95V94H37ZM35 96L36 98L35 99H37V97L38 96ZM167 95H165V97L167 96ZM204 95V94H203ZM0 96H1V93H0ZM3 96H5V95H2V99L4 100V98H3ZM23 95L21 96H15L16 98L18 97L19 99L20 98H22V97H24ZM32 96H34V95H32ZM44 96V97H45ZM61 96V95H60ZM5 97H7V96H5ZM44 97H42V98H44ZM48 97V98H47ZM63 97V96H62ZM62 97H59V98H61L62 99ZM119 97H121V99L119 98ZM161 97H162V95H161ZM168 97V96H167ZM194 97V98H193ZM198 97H199V93H198ZM8 98V102H6L7 104L8 103H10V99ZM16 98H14L15 100H17ZM39 98V97H38ZM56 98L58 99V97L56 96ZM117 98H119L120 100H121V104L116 108V106H114L113 105V103H114V101L117 99ZM202 98H203V96H202ZM1 98H0V100H2ZM23 99V98H22ZM28 99V98H27ZM40 99H41V97H40ZM53 99H51V101H53L54 102V104L56 105L57 104V102L56 101H58V100H60L61 101V99H56V100H53ZM101 99H104L103 100V103L102 104H104V105H102L101 104V106L100 107H98L99 109H97L96 108V105L97 104H99L101 101ZM165 100H166V98H164ZM2 100V101H3ZM7 100V99H6ZM6 100H4V102L6 101ZM12 100V99H11ZM14 100V101H15ZM43 100V99H42ZM118 100V99H117ZM146 100V101H145ZM173 100V101H172ZM26 101V100H25ZM29 101H31L30 99H29ZM33 101V104H34V99L32 100ZM36 101V100H35ZM87 101V100H86ZM85 101V102H86ZM100 101V102H99ZM169 101V103H171ZM207 101V100H206ZM242 101V102H241ZM245 101V100H244ZM22 102V101H21ZM37 102V101H36ZM40 102V101H39ZM39 102H37V103H39ZM56 102V103H55ZM97 102H99V103H97ZM119 102V101H118ZM117 101H116V103H118ZM0 103H1V101H0ZM5 103V104H6ZM17 103H20V102H17ZM24 103V102H23ZM29 103V102H28ZM31 103V106H32V102H30ZM52 103V102H51ZM95 103H97L96 105H95ZM115 103V104H116ZM157 103V104H158ZM165 103H166V101H165ZM195 103V102H194ZM217 103H216V105H217ZM229 103V104H228ZM2 104V103H1ZM7 104H6V107L8 108V107H13V106H10V105H12V102L9 104V106H7ZM16 104V103H15ZM53 104V103H52ZM53 104V105H54ZM150 104V103H149ZM149 104H147V105H149ZM162 104V103H161ZM193 104V103H192ZM201 104V103H200ZM204 104V102L202 103V105ZM4 105V104H3ZM2 105V106H3ZM13 105H14V103H13ZM61 106H62V108H64V107H66L67 108V106H64L63 104H60ZM118 105V104H117ZM160 105V104H159ZM215 105V104H214ZM218 105V106H219ZM245 106L244 107H247L248 105H246V104H244ZM5 106V105H4ZM49 106V105H48ZM51 107H52V105H50ZM49 106V107H50ZM80 106V105H79ZM149 106H151V105H149ZM148 106V107H149ZM209 106H210V110H209V118L210 119H214V120H216V108L218 107V106H214L213 107V105H212V103H210L209 104ZM258 105H256V107H257ZM21 107H23V106H21ZM21 107H19V108H21ZM38 107V106H37ZM36 107V108H37ZM71 107V109L73 110V108ZM155 107V106H154ZM154 107H152L151 109H152V111L156 108H154ZM255 107V108H256ZM264 107V106H263ZM1 108H3L2 110H0V117H1V115L4 113L3 112V110L5 109L4 107H1ZM18 108V107H17ZM32 108H34L33 106H32ZM53 108V107H52ZM56 107L54 106V109H55ZM57 108L58 109H55L56 111L57 110H59L58 112L59 113H57V112H55L54 111V114H58L57 116H59V114L61 113L60 111H61V109L57 106ZM85 108H86V106H85ZM102 108V109H101ZM131 108V109H132ZM144 108H146V107H144ZM144 108H139V110L140 109H143L144 110ZM158 108V107H157ZM191 109H193L192 108V106L190 107ZM254 108V109H255ZM25 109V108H24ZM28 109H30L29 107H28ZM53 109V110H54ZM67 109H69V108H67ZM70 109V110H71ZM201 109H203V108H201ZM218 109H219V107H218ZM248 110L250 109V108H247ZM246 109V110H247ZM251 109H252V107H251ZM264 109V108H263ZM11 110H13V109H11ZM18 110V109H17ZM31 110V109H30ZM38 110V109H37ZM42 110V109H41ZM47 110V111H46ZM63 110H65V112L67 113V110L64 108ZM85 111H86V109H84ZM84 110H82L81 112H84ZM142 110V111H143ZM150 110V109H149ZM148 110V111H149ZM220 110V109H219ZM1 111H2V114H1ZM13 111H15V109L13 110ZM29 111V110H28ZM36 111V110H35ZM73 111H76V110H73ZM78 111H80V110H78ZM124 111V110H123ZM146 111V110H145ZM144 111V112H145ZM151 110H150V112L153 114V112H152ZM193 111V110H192ZM203 111V110H202ZM256 111V110H255ZM254 111V112H255ZM264 111V110H263ZM8 112V111H7ZM9 112L11 113V111L9 110ZM17 112V111H16ZM19 112H21V111H19ZM18 112V113H19ZM36 112H39V111H36ZM68 112H69V110H68ZM71 113H72V111H70ZM130 112V111H129ZM132 112V111H131ZM138 112V111H137ZM156 113H158L157 112V110L155 111ZM174 112V113H175ZM190 112V111H189ZM253 112V113H254ZM259 112V111H258ZM6 113V112H5ZM4 113V114H5ZM9 113V114H10ZM35 113V112H34ZM42 113V111H41V115H44ZM65 113V114H66ZM70 113V114H71ZM127 113V112H126ZM133 113V112H132ZM140 114H141V111L139 112ZM138 113V114H139ZM143 113V112H142ZM148 112H146V114H147ZM173 112H171V114H172ZM219 113V112H218ZM252 113V112H251ZM263 113V112H262ZM3 114V115H4ZM38 114H40V112L38 113ZM73 114V113H72ZM75 114H77V113H75ZM75 114H73V115H71L70 117L71 118H69V119H73L72 117H74V115ZM81 114V113H80ZM129 114H131V113H129ZM144 114V113H143ZM146 114H144V115H146ZM155 114V113H154ZM159 114V113H158ZM164 114H165V111H164ZM175 114V115H176ZM203 114H204V112H203ZM203 114L201 115V112L200 111H198L197 112V114H195V117H193L192 119H190V125L191 126H194V128L192 129V130H190V131H192L194 134H200V132L203 130V128L202 127H200L199 125L201 124L202 125V123H203V121L205 120L202 116H203ZM216 114V115H215ZM2 115V116H3ZM13 115V114H12ZM11 115V116H12ZM22 114L20 113V115H19V117L21 116ZM26 115H28V114H26ZM41 115H37V116H35V117H38V116H41ZM61 116H63L62 115V113L60 114ZM78 115V114H77ZM87 115H89V114H87ZM142 115V114H141ZM148 115V114H147ZM167 115V114H166ZM170 114H168V116H169ZM246 115V114H245ZM255 115H257V113L255 114ZM260 115V114H259ZM4 116H6V115H4ZM11 116H8V121L10 122V120H9V117H11ZM14 116V115H13ZM12 116V117H13ZM28 116H30V112H29V115ZM45 116V115H44ZM43 116V117H44ZM69 116V115H68ZM84 116H86V115H84ZM84 116H82V118H84ZM131 116V115H130ZM132 116H134V114H132ZM132 116H131V118H132ZM155 116V115H154ZM156 116H157V114H156ZM163 112H160V114H159V117L160 118H163V117H165V118H163V119H166V116L164 115L163 117ZM193 116V115H192ZM242 116V115H241ZM249 116V115H248ZM24 117H25V115H24ZM35 117H34V119H32L33 120V122H34V124L35 125H37V123H35V120H37V119H35ZM78 117V116H77ZM89 117V116H88ZM111 117V118H110ZM126 117V116H125ZM137 117H138V115H137ZM139 117H141V116H139ZM139 117H138V119H139ZM148 117H149V115H148ZM190 117V116H189ZM220 117V116H219ZM261 117V116H260ZM263 117H264V115H263ZM5 118V117H4ZM41 118V117H40ZM45 118V117H44ZM52 118V117H51ZM59 118V117H58ZM75 118V117H74ZM81 118V120L80 121H83L84 123H85V121H87L86 119L84 120V119H82ZM112 118H113V120H112ZM134 118V117H133ZM136 118V117H135ZM152 118V117H151ZM206 118V117H205ZM241 118V117H240ZM254 118V117H253ZM259 118V117H258ZM22 119V118H21ZM20 119V120H21ZM46 119V118H45ZM44 119V121L45 122H47L46 120ZM142 119H143V116H142ZM153 119V118H152ZM170 119V118H169ZM174 119V118H173ZM172 119V120H173ZM209 119V120H210ZM218 119V118H217ZM222 119V118H221ZM261 119H263L262 117H261ZM0 120H2L1 118H0ZM18 120V119H17ZM27 120H29V119H27ZM43 120V119H42ZM56 120H57V118H56ZM59 120V119H58ZM58 120H57V122H58ZM132 120V119H131ZM136 120V119H135ZM147 120V118L145 119L144 118V121H146ZM171 120V121H172ZM178 120V119H177ZM184 120V121H183ZM228 121H229V118L227 119ZM227 120H225V123H226V121ZM237 120V122L239 123V121H238V118L236 119ZM236 120H235V122H236ZM251 120H254V119H251ZM255 120H256V118H255ZM7 121V122H8ZM23 121V120H22ZM44 121H42L43 123H45ZM71 121V120H70ZM70 121L68 122L69 124H70ZM113 121V122H112ZM128 120H126V122H127ZM156 121V120H155ZM165 121V120H164ZM168 120H166L165 122L166 123H168V125H170L169 124V122H167ZM170 121V120H169ZM189 121V120H188ZM207 121V120H206ZM261 121V120H260ZM2 122H3V120H2ZM5 122V121H4ZM11 122H13L12 120H11ZM24 122V121H23ZM32 121H31V123H33ZM56 122V123H57ZM73 122H74V119L71 121V123L73 124ZM124 123V124H129V123ZM133 122H136V121H134V119H133ZM157 123H160V122H158V120L156 121ZM155 122V123H156ZM212 122H214V121H212ZM217 122V121H216ZM220 122V121H219ZM219 122H218V124H219ZM232 122V121H231ZM234 122V121H233ZM244 122H245V120H244ZM244 122H242L241 121V123H244ZM246 122H249L250 124H251V121L250 120H248V121H246ZM245 122V123H246ZM253 122V121H252ZM257 122V121H256ZM259 122V121H258ZM263 122V124H264V120L262 121ZM55 123V124H56ZM87 124H88V122H86ZM138 124L139 123H141L140 122V120L137 122ZM137 123H136V125H137ZM144 123V122H143ZM148 123V122H147ZM146 123V124H147ZM162 123H163V121H162ZM174 123H175V120H174ZM215 123V122H214ZM229 123V122H228ZM237 123V124H238ZM3 124V123H2ZM5 124L7 125V123L5 122ZM19 124H20V122H19ZM80 124H81V122H80ZM131 124V123H130ZM135 124V123H134ZM142 124V123H141ZM141 124H140V128H141ZM145 124V123H144ZM151 124H154L153 122H151ZM207 124H209L208 122L206 123V126H207ZM227 124V123H226ZM231 124H233V123H231ZM236 124V125H237ZM248 124V123H247ZM254 124V123H253ZM253 124H252V128H257V126H253ZM13 125H14V122H13ZM12 125V126H13ZM21 125H22V123H21ZM20 125V126H21ZM33 125V124H32ZM34 125V126H35ZM86 125V124H85ZM161 125H163V124H161ZM161 125H160V128H161ZM212 125H214L213 123H212ZM215 125H216V123H215ZM223 125V124H222ZM249 125V124H248ZM258 125V124H257ZM2 126V125H1ZM0 126V127H1ZM8 126H10V125H8ZM24 126V127H25ZM33 126V127H34ZM61 126V125H60ZM68 126H71V125H68ZM86 126V127H87ZM124 126H126V125H124ZM135 126V125H134ZM142 126H143V124H142ZM155 126V125H154ZM156 126H157V124H156ZM155 126V127H156ZM158 126H159V124H158ZM174 125L172 124V127H173ZM203 126V125H202ZM225 126V125H224ZM223 126V128L225 129V127ZM242 126H243V124H242ZM247 126V125H246ZM249 126H251V125H249ZM259 126H260V124H259ZM11 127V126H10ZM9 127V128H10ZM56 127H57V125H56ZM55 127V128H56ZM74 127V126H73ZM78 127V128H77ZM76 128H77V130H79V127H83V126H77ZM149 126H148V124H147V128H148ZM166 127V126H165ZM171 127V126H170ZM210 127H211V123H210ZM217 127V126H216ZM228 127V126H227ZM226 127V128H227ZM230 127H231V125H230ZM239 127H241L240 125H239ZM245 127V126H244ZM5 128V127H4ZM22 128V127H21ZM75 128V129H76ZM120 128V127H119ZM121 128H122V125H121ZM130 128H131V126H130ZM145 128V127H144ZM147 128H145V130L147 129ZM158 128V130L160 131L161 129L159 128V127H157ZM190 128V127H189ZM211 128H214V127H211ZM223 128H222V130H223ZM229 128V127H228ZM227 128V129H228ZM243 127H241V129H242ZM247 128V127H246ZM249 128V127H248ZM247 128V129H248ZM260 128L262 129V127L260 126ZM0 129H2V131H4L3 130V127L2 128H0ZM5 129H7V128H5ZM20 129V128H19ZM38 129H39V127H38ZM38 129H37V131H38ZM56 129H59V127H57ZM60 129H62V127H60ZM59 129V130H60ZM81 129V128H80ZM88 129V128H87ZM149 129V128H148ZM162 129H163V127H162ZM169 129V128H168ZM205 129V128H204ZM14 130V129H13ZM33 130V129H32ZM34 130H35V128H34ZM58 130V131H59ZM85 130H86V128H85ZM84 130V131H85ZM92 130V131H93ZM99 130H102L103 132H102V134H99V132H97V131H99ZM127 130V129H126ZM136 130V129H135ZM185 130V129H184ZM208 130V129H207ZM206 130V131H207ZM212 130V129H211ZM214 130H216V129H213V131ZM218 130H221V128L219 129L218 128ZM231 130V129H230ZM229 130V131H230ZM234 130V129H233ZM243 130H245V129H243ZM242 130V131H243ZM248 130H250V128L248 129ZM15 131V130H14ZM36 131V132H37ZM91 131V132H92ZM121 131H123V132H121ZM129 131V133L128 134H130L131 132H130V130H127V132ZM133 131V130H132ZM143 131V130H142ZM142 131H140V132H142ZM167 131V130H166ZM206 131H205V133H206ZM217 131V130H216ZM227 130L225 129V132H226ZM232 131V130H231ZM242 131L240 130V134L242 133ZM246 131V130H245ZM255 131V129H253V131L252 132H254ZM13 132V131H12ZM33 132H35V131H33ZM80 132V131H79ZM136 132H138L137 130H136ZM151 132V131H150ZM181 132V131H180ZM218 132V131H217ZM232 132H234V131H232ZM248 132V131H247ZM250 132H251V130H250ZM259 132V131H258ZM3 134L5 133V132H2ZM55 133H57V134H55ZM60 133V132H59ZM77 133V132H76ZM80 133H82V132H80ZM135 133V132H134ZM146 135L147 134H149V133H147V130H146V132H144ZM155 133H157V132H155ZM160 133H161V135H163L164 136V134L160 131ZM159 133V134H160ZM168 133H169V131L167 132V135H168ZM188 133V132H187ZM205 133H202V135H204ZM212 133V132H211ZM210 132H208L207 131V134H206V136L207 135H209V134H211ZM228 133V132H227ZM225 134V135H228V136H234V135H232L231 133H228V134ZM237 133H238V131H237ZM243 133H245V132H243ZM261 133V132H260ZM263 133H264V131H263ZM1 134V133H0ZM6 134H7V132H6ZM5 134V135H6ZM37 134V133H36ZM55 134V135H54ZM145 134H143L142 133V135L144 136ZM154 134V133H153ZM215 134V132L213 133V135ZM229 134H231V135H229ZM234 134V133H233ZM239 134V133H238ZM237 134V135H238ZM252 134H255V133H252ZM251 134V135H252ZM11 135V134H10ZM61 135V134H60ZM116 135L118 136V137H121L120 139L118 138V137H116ZM135 135H136V133H135ZM145 135V136H146ZM150 135V134H149ZM148 135V136H149ZM160 135V136H161ZM212 135V134H211ZM245 135H247V134H245ZM262 133H261V139H264V138H262ZM1 136V135H0ZM13 136V135H12ZM15 136V135H14ZM90 136V137H89ZM141 136V135H140ZM139 136V137H140ZM144 136V137H145ZM147 136V137H148ZM210 136V135H209ZM240 136H242V134L240 135ZM240 136H237V137H239L240 138ZM259 136V135H258ZM135 136L133 135V138H134ZM147 137H146V139H147ZM159 137V136H158ZM166 137V136H165ZM178 137V136H177ZM177 137H173V139H171L170 141L171 142H169V143H167V145H165V143L167 142L166 140V142L164 143V142H162L163 143V145H165V146H173V144H174V147H175V150H176V147H177V149L179 150L180 148H178V146L179 147H181L182 146V144L180 145V144H178L179 143V141H178V143H177V141H175L174 143H173V141L174 140H177ZM235 137V136H234ZM237 137H235V138H237ZM253 138V136H250V138ZM60 138V137H59ZM108 138L109 139H116V140H119V145H118V150H116V151H113V152H111L110 154H108L107 152L109 151L108 149H106L108 146V144L106 145V143H104L103 142V140H105V139H107L108 140ZM133 138H131V139H133ZM160 138H164V137H160ZM159 138V139H160ZM190 138V137H189ZM205 138V137H204ZM207 138V137H206ZM235 138H233L234 140H235ZM254 138H256V137H254ZM253 138V139H254ZM260 138V137H259ZM259 138H256L255 140H257V139H259ZM62 139V138H61ZM60 139V140H61ZM94 139H99V144H96L97 143V141L96 140H94ZM135 139V138H134ZM142 139H144V138H142ZM141 139V140H142ZM155 139V138H154ZM157 139V138H156ZM207 139H209V137L207 138ZM230 139V138H229ZM242 139V138H241ZM6 140V139H5ZM4 140V141H5ZM56 140V139H55ZM173 140V141H172ZM244 140V139H243ZM132 141V140H131ZM135 141V140H134ZM144 141V140H143ZM146 141V140H145ZM147 141H148V139H147ZM181 141L184 143L185 141L183 140V139H181ZM194 141V140H193ZM199 141H200V139H199ZM198 141V142H199ZM212 141V140H211ZM231 141V140H230ZM237 141H238V138H237ZM248 141V140H247ZM258 141V140H257ZM21 142V141H20ZM208 142V141H207ZM233 141H231V142H228L229 144L230 143H232ZM250 142V141H249ZM253 142V141H252ZM252 142H250V143H252ZM261 142V141H260ZM264 141H262L261 143L264 145V143H263ZM24 143V142H23ZM22 143V144H23ZM117 143V142H116ZM131 143V142H130ZM134 143V142H133ZM137 143V142H136ZM148 143V142H147ZM159 143V142H158ZM162 143H161V145H162ZM177 143V144H176ZM190 143H192L191 141H190ZM194 143V142H193ZM206 143V142H205ZM210 143V142H209ZM209 143H207V144H209ZM216 143V142H215ZM244 143H246L245 141H244ZM248 143V142H247ZM246 143V144H247ZM20 144V143H19ZM169 144V145H168ZM178 145V146H176V145ZM200 144V143H199ZM233 144V143H232ZM235 144V143H234ZM233 144V145H234ZM237 144H239V143H237ZM236 144V145H237ZM249 144V143H248ZM247 144V145H248ZM26 144H24V146H25ZM126 145V144H125ZM131 145H132V143H131ZM138 145V144H137ZM192 145H194V144H192ZM20 146V145H19ZM22 146V145H21ZM110 146V145H109ZM127 146V145H126ZM134 146V145H133ZM142 146H144V144L142 145ZM141 146V147H142ZM148 146V145H147ZM151 146V145H150ZM154 145L152 144V147H153ZM159 146V145H158ZM187 146H189V145H187ZM199 146V145H198ZM210 146V145H209ZM215 146V145H214ZM231 146V145H230ZM235 146V145H234ZM249 146V145H248ZM251 146V145H250ZM258 146V145H257ZM260 146V145H259ZM25 147H27V146H25ZM24 147V148H25ZM140 147V150L141 149H143V147L141 148ZM162 147V146H161ZM183 147V146H182ZM203 147V146H202ZM206 147V146H205ZM208 147V146H207ZM216 147V146H215ZM227 147V146H226ZM235 147H237V146H235ZM252 147H253V145H252ZM254 147H255V144H254ZM114 148V147H113ZM117 148V147H116ZM115 148V149H116ZM130 148V145H128V149ZM149 148V147H148ZM151 148V147H150ZM149 148V149H150ZM167 148V147H166ZM172 148V147H171ZM189 148V147H188ZM196 148V147H195ZM212 148V147H211ZM230 148V147H229ZM251 148V147H250ZM256 148V147H255ZM263 148V147H262ZM146 148H145V146H144V150H145ZM158 149H160V148H158ZM164 150H165V148H163ZM169 149H170V147L169 148H167L166 150H168L169 151ZM173 149L174 148H172V152H173ZM202 149V148H201ZM230 149H232V146H231V148ZM229 149V150H230ZM242 149V148H241ZM259 149V148H258ZM261 149V148H260ZM114 150V149H113ZM148 150V149H147ZM146 150V152H149V150L147 151ZM161 150V149H160ZM165 150V151H166ZM189 150V149H188ZM203 150V149H202ZM206 150H207V148H206ZM206 150H203V152L205 151L206 152ZM209 150H210V148H209ZM229 150H228V152H229ZM237 151H236V153L237 152H240L241 153V151L240 150H238V147H237V149H236ZM243 150V149H242ZM246 150V149H245ZM254 150V149H253ZM253 150H251V151H253ZM257 150V149H256ZM264 150V149H263ZM153 151H155L154 149H153ZM152 151V152H153ZM192 151V150H191ZM200 152H201V150H199ZM208 151V150H207ZM221 151L224 153L225 152V148L222 146V148H221ZM231 151V150H230ZM232 151H233V149H232ZM250 151V150H249ZM257 151H260V150H257ZM136 152V151H135ZM145 152V153H146ZM151 152V151H150ZM149 152V153H150ZM157 152V151H156ZM156 152H154V154L156 153ZM167 152V151H166ZM165 152V154H167L168 155V152L166 153ZM172 152H171V154H172ZM174 152H176V151H174ZM173 152V153H174ZM211 151H209V152H206V154L207 153H210ZM243 152V151H242ZM261 152H263L262 150H261ZM261 152H260V154H261ZM125 153V152H124ZM181 153V152H180ZM218 153V152H217ZM222 153V154H223ZM246 153V152H245ZM250 153V152H249ZM255 153H257V152H255ZM144 154V153H143ZM148 154V153H147ZM154 154H152V155H154ZM201 154V153H200ZM204 154V153H203ZM214 154H215V152H214ZM230 156L232 157V154H233V156H234V151H233V153H231L230 152ZM238 154V153H237ZM123 155V154H122ZM125 155H127V154H125ZM149 155V154H148ZM221 155V154H220ZM236 155V154H235ZM239 155V154H238ZM246 155V154H245ZM144 156V155H143ZM182 156H183V154H182ZM201 156V155H200ZM217 156V155H216ZM223 156V155H222ZM254 156V155H253ZM253 156H251V157H253ZM179 158H180V156H178ZM190 157V156H189ZM189 157H187V158H189ZM212 157V156H211ZM235 157V156H234ZM247 157V156H246ZM146 157H144V159H145ZM177 158V157H176ZM192 158V157H191ZM225 158V157H224ZM233 158V157H232ZM240 158H244V157H240ZM247 158H249V157H247ZM160 159V160H159ZM181 159V158H180ZM204 159V158H203ZM231 159V158H230ZM234 159V158H233ZM245 159V158H244ZM170 160V159H169ZM169 160H168V163H169ZM185 160V159H184ZM187 160V159H186ZM196 160V159H195ZM220 160V159H219ZM225 160V159H224ZM223 160V161H224ZM241 160V159H240ZM239 160V161H240ZM243 160V159H242ZM263 160V159H262ZM142 161V160H141ZM151 161H154V159H152ZM150 161V162H151ZM172 161V160H171ZM193 161V160H192ZM196 161H198V160H196ZM206 161H207V158H206ZM234 161V160H233ZM251 161V163L252 162H254L255 161V159L252 161V160H249V161H247V163L248 162H250ZM203 162V161H202ZM205 162V161H204ZM208 162V161H207ZM206 162V163H207ZM225 162V161H224ZM244 162H245V160H244ZM167 163V162H166ZM209 163V162H208ZM221 163H222V161H221ZM226 163H227V161H226ZM241 163V162H240ZM246 163V164H247ZM250 163V164H251ZM155 164V163H154ZM173 164V163H172ZM175 164H177L176 162H175ZM199 164H200V162H199ZM198 164V165H199ZM234 164V163H233ZM233 164H232V166H233ZM238 164H239V162H238ZM249 164V163H248ZM249 164V165H250ZM256 164H260L259 162L258 163H256L255 162V164L253 163V167L255 168V170H256ZM169 165H171V164H169ZM181 165V164H180ZM195 165V164H194ZM203 165V164H202ZM227 165V164H226ZM245 165V164H244ZM164 166H165V164H164ZM172 166V165H171ZM191 166V165H190ZM206 166V165H205ZM213 166V165H212ZM215 166H216V164H215ZM218 166V165H217ZM220 166H221V164H220ZM238 166H240V165H238ZM247 166V165H246ZM166 167H168L167 166V164H166V166H165V169H166ZM196 167V166H195ZM252 166H251V168H253ZM161 168V167H160ZM177 168H178V166H177ZM194 168V166H193V164H192V168H190L189 170L191 171L192 169ZM233 168H235V167H233ZM250 168V169H251ZM261 168H262V166H261ZM217 169V168H216ZM223 169V168H222ZM237 169V168H236ZM247 169V168H246ZM245 169V170H246ZM161 170V169H160ZM167 171H168V169H166ZM218 170V169H217ZM228 170V169H227ZM231 170V169H230ZM242 170V169H241ZM243 170H244V168H243ZM242 170V171H243ZM173 171H175L174 169H173ZM196 171H197V169H196ZM202 171V170H201ZM200 171V172H201ZM212 171V170H211ZM219 171V170H218ZM236 171V170H235ZM251 171V170H250ZM254 170H252L251 172H253ZM260 171V170H259ZM162 172V170L159 172V173H161ZM165 172V171H164ZM171 172V171H170ZM170 172H169V174H170ZM195 172V171H194ZM199 172V171H198ZM246 172H248V171H245V173ZM250 172V173H251ZM180 173V172H179ZM193 173V172H192ZM197 173V172H196ZM196 173H194L195 175H197ZM202 173V172H201ZM200 173V174H201ZM240 173V172H239ZM244 173V174H245ZM255 172H253V174H254ZM162 174V173H161ZM164 174V173H163ZM162 174V175H163ZM191 174V173H190ZM203 174V173H202ZM247 174V173H246ZM252 174V173H251ZM252 174V179L250 180V181H252L253 179H254V175ZM161 175V176H162ZM181 175L183 176V174L181 173ZM192 175V174H191ZM199 175V174H198ZM204 175V174H203ZM206 175V174H205ZM211 176H212V174H210ZM227 175V174H226ZM168 175H166V177H167ZM208 176V175H207ZM247 176V175H246ZM256 176V175H255ZM181 177V176H180ZM183 177H185V176H183ZM183 177H181L182 179H183ZM219 177H220V175H219ZM242 177V176H241ZM241 177H240V179H241ZM163 178H165V177H163ZM190 178V177H189ZM215 178V177H214ZM208 179V178H207ZM211 179V178H210ZM221 179V180H220ZM239 179V180H240ZM218 180H219V182L221 183V181H224L225 179H223L222 178V176H221V178H218ZM238 180V181H239ZM183 181H185V180H183ZM209 181V180H208ZM264 181V180H263ZM182 181H181V179H180V183H181ZM213 182H214V184H216L215 183V179L213 180ZM227 182V181H226ZM240 182H241V180H240ZM177 183H179V182H177ZM209 183V182H208ZM164 184V183H163ZM173 184H174V182H173ZM170 185L171 187H175V185ZM205 184H206V182L204 181V182H200V184L198 185V187H193V184L190 182V186L188 187V189H187V192H186V197H187V200H190L189 199V197H190V195L193 193V192H195V196H196V193H198V192H203V190H204V188H205ZM252 184V183H251ZM162 185V184H161ZM168 185V186H169ZM228 185V184H227ZM226 185V186H227ZM182 186V185H181ZM221 186H223V184H220V187ZM224 186H225V184H224ZM237 186V185H236ZM170 187V188H171ZM174 187H173V189H174ZM213 187H216V186H214L213 185ZM219 187V186H218ZM235 187V186H234ZM170 188H169V190H170ZM179 188H180V186H179ZM226 188V187H225ZM224 188V189H225ZM172 189V188H171ZM210 189H212V187L210 188ZM210 189H208L210 192V195L209 196H214L215 194L213 193V195H211L212 193H211V191L212 190H210ZM223 189V188H222ZM221 189V190H222ZM167 190H168V188H167ZM168 190V191H169ZM179 190L180 189H178V192H179ZM168 191H166V192H164V191H161V192H158V196H157V199H156V201H153L154 203H152L151 205H152V207L154 206V204H156L158 207H157V209L158 210H155L154 209V214L152 213V217H154V219H158L159 218V213H156V212H159V210L161 209V204L163 203V201H165V199H166V196H167V194L168 195H170L171 193L173 194V192H171V193H169ZM176 191H177V188H176ZM218 191H220V189H218ZM222 191H224V190H222ZM221 192V191H220ZM248 192H249V190H248ZM252 192V191H251ZM175 193V192H174ZM228 193V196H229V193H231L230 192V190L228 191V192H226V194ZM246 193V192H245ZM121 194H123V196L121 197L120 195ZM172 194H171V196H172ZM176 194H177V192H176ZM175 194V195H176ZM179 194H181V193H179ZM206 194V193H205ZM218 195H219V193H217ZM222 194H224V192L222 193ZM225 194V195H226ZM247 194V193H246ZM264 194V193H263ZM207 195V194H206ZM248 195V194H247ZM252 195V194H251ZM145 196H147V197H145ZM198 196V195H197ZM208 196V195H207ZM228 196H226V197H228ZM170 197V196H169ZM175 197V196H174ZM218 197V196H217ZM216 197V198H217ZM264 197V196H263ZM155 198V197H154ZM168 198V197H167ZM178 198V197H177ZM191 198V197H190ZM203 198H205V197H203ZM214 198V197H213ZM223 198V197H222ZM240 198V197H239ZM251 198V197H250ZM253 198V197H252ZM89 199H91V201H90V203H88L87 202V200H89ZM183 199H184V197H183ZM192 199V198H191ZM193 199H195V198H193ZM192 199V200H193ZM196 199H197V197H196ZM202 199V198H201ZM218 199H219V197H218ZM249 198H247V200H248ZM148 200V199H147ZM172 200V199H171ZM187 200H184V201H187ZM203 200V199H202ZM211 200H212V198H211ZM149 201V200H148ZM152 201V200H151ZM173 201V200H172ZM182 201V200H181ZM194 201H196V200H194ZM193 201V202H194ZM205 201H207L206 199H205ZM210 201V200H209ZM220 201V200H219ZM224 201V200H223ZM252 201V200H251ZM166 202V201H165ZM174 202V201H173ZM172 202V203H173ZM189 202V201H188ZM215 203H216V201H214ZM65 203V204H64ZM190 203V202H189ZM192 203V202H191ZM199 203V202H198ZM197 203V204H198ZM213 203V202H212ZM238 203V202H237ZM255 205H254V209H253V211H251L250 210V208H248L249 209V216L246 218L247 220L246 221H248L247 223H242V222H240L239 223V225H237L236 226V228H235V226L234 227H232L231 226V224H229V223H227V222H225V223H223L222 225H221V227H222V231H218L217 232V234L216 235H218L219 236V238L217 237L216 239H212L211 238V235H212V233H214V231H216L215 229H218V228H210L209 227V225H208V223H206L207 221H209V220H196V219H193V222H192V227H191V229L189 230V232H188V236H189V240L191 241V243L193 244V248H195V249H201V247H204L205 248V250H210V251H212L213 252V254L214 255H216L215 257H216V259H215V264H235V262H230V263H228V261H227V258H228V256L230 255L229 253H231V252H233L232 250L234 249V247L236 246V245H240L241 246V244H239V240L241 239V237H242V235H243V233H247L248 234V231H250V228L251 227H255V223H258V221H259V219L260 218H263L264 219V201H261V199L260 198H256L255 199ZM64 204V205H63ZM139 204V203H138ZM185 204V203H184ZM187 204V203H186ZM193 204H195V202L193 203ZM196 204V205H197ZM209 204H211V202L209 203ZM148 206H149V204H147ZM174 205V204H173ZM178 205V204H177ZM180 205H182V204H180ZM196 205H195V207H194V209L196 208ZM203 205H204V203H203ZM207 205V204H206ZM234 204H232V207L233 208H235L234 206H233ZM238 205V204H237ZM244 206H245V204H243ZM170 206H171V204H170ZM205 206V205H204ZM203 206V207H204ZM214 206V205H213ZM212 206V207H213ZM231 206V205H230ZM243 206V207H244ZM249 206V205H248ZM151 207V208H152ZM165 207V206H164ZM186 207V206H185ZM208 207V206H207ZM160 208V209H159ZM166 208V207H165ZM164 208V209H165ZM171 208H173L172 206H171ZM206 208V207H205ZM216 208V207H215ZM238 208V207H237ZM245 208V207H244ZM257 208L259 209L258 210V212H257ZM262 208V209H261ZM163 209V210H164ZM166 210V212H168L167 210V208L165 209ZM175 210V209H174ZM198 210V209H197ZM196 210V212H197V215H201L200 213H199V211H200V208H199V211H197ZM210 210V209H209ZM216 210V209H215ZM232 210V209H231ZM231 210H230V212H231ZM62 211V212H61ZM121 211H126V213H127V216H126V220H123V219H116V220H113V217H114V215H117V217H118V215H120V212ZM148 211H149V209H148ZM147 211V212H148ZM222 211H223V209H222ZM234 211V210H233ZM161 212H163V211H161ZM172 212V211H171ZM182 212V211H181ZM207 212V211H206ZM211 212V211H210ZM228 212V211H227ZM230 212H228L227 214L229 215V213ZM244 212H245V210H244ZM179 213V212H178ZM202 213V212H201ZM207 213H209V212H207ZM207 213H205L206 215H207ZM215 213V212H214ZM217 213V212H216ZM231 213H233V212H231ZM124 214V213H123ZM148 214V213H147ZM150 214V213H149ZM162 214V213H161ZM166 214V213H165ZM204 214V215H205ZM211 214V213H210ZM226 214V213H225ZM225 214H224V216H225ZM226 214V215H227ZM167 215V214H166ZM170 215V214H169ZM194 215V214H193ZM203 215V214H202ZM205 215V216H206ZM246 215V214H245ZM259 215V216H258ZM224 216H222V218L224 217ZM230 216H231V214H230ZM152 217H151V219H152ZM207 217H210V218H212L213 217V215H212V217L211 216H206V219H207ZM229 217V216H228ZM242 217H244V216H242ZM241 216H240V219L242 218ZM125 218V217H124ZM163 218V219H162ZM162 220H166V219H164V217H163V215H162ZM231 218V217H230ZM115 219V218H114ZM130 220H131V222H130ZM159 220V219H158ZM157 220V221H158ZM161 220V221H162ZM170 220V219H169ZM214 220V219H213ZM220 220H222L220 217H219V221ZM239 220V219H238ZM130 223H129V222ZM157 221H155V222H157ZM179 221L180 220H178V223H179ZM188 221V220H187ZM240 221V220H239ZM244 221V220H243ZM149 222V221H148ZM169 222V221H168ZM186 222V221H185ZM184 222V223H185ZM210 222V221H209ZM217 222V221H216ZM221 222V221H220ZM135 224V228L131 225V224ZM181 223H182V220H181V222L179 223V225L181 226ZM188 223V222H187ZM250 223H253L252 225H250ZM161 224V223H160ZM172 224V223H171ZM214 224H216V223H214ZM261 224V223H260ZM153 225H154V223H153ZM174 225H178L176 222L174 223ZM167 226V225H166ZM213 225H211V227H212ZM218 226V225H217ZM125 227V226H124ZM159 227V226H158ZM157 227V228H158ZM184 227H186V226H184ZM219 227V226H218ZM260 227H262L261 229H260V235H261V239H259L258 241H256L252 246H253V248L251 249V252L250 253H248L249 254V257L248 258H240L239 260L240 261H248V262H253L254 260H256V261H258V259L259 260H261L263 257H264V221L262 222V225L260 226ZM259 227V228H260ZM173 228H175V227H173ZM125 229V228H124ZM127 229V228H126ZM146 230H147V228H146ZM148 230H149V228H148ZM201 232H200V231ZM255 230V229H254ZM162 231V230H161ZM149 232V231H148ZM150 232H152V230H150ZM134 233H135V231H134ZM133 233V234H134ZM179 233V232H178ZM184 233V232H183ZM255 233V232H254ZM144 234H146V233H144ZM170 234H171V232H170ZM180 234H182V233H180ZM143 235V234H142ZM147 235V234H146ZM159 235H160V233H159ZM178 235V234H177ZM184 235V234H183ZM135 236V235H134ZM145 236V235H144ZM169 236V235H168ZM172 236V235H171ZM180 235H178V237H179ZM182 236V235H181ZM130 237V236H129ZM132 237V236H131ZM175 237V236H174ZM184 237V236H183ZM253 237V236H252ZM134 238V237H133ZM145 238H147V237H145ZM172 238V237H171ZM132 239V238H131ZM140 239V238H139ZM142 239V238H141ZM183 239V238H182ZM174 240H177V238H174ZM241 240H243V237H242V239ZM155 241V240H154ZM153 241V242H154ZM167 241V240H166ZM185 241H186V239H185ZM246 241V240H245ZM174 242V241H173ZM182 242H183V244H184V240H182ZM162 244V246L164 245V243H165V240L164 239H162V240H159V244ZM175 243H177L176 241H175ZM178 243H179V239H178ZM186 243V242H185ZM242 243V242H241ZM144 244V243H143ZM169 244H171V245H173L172 244V242H170ZM182 244V245H183ZM228 244H229V247H228ZM138 246H140L139 245V243L137 244ZM166 246H163L162 248H163V250H169V248H170V245L169 246H167V243L165 244ZM177 245V244H176ZM176 245H174V249H176L175 248V246ZM249 245V244H248ZM141 246H143V245H141ZM145 246V245H144ZM143 246V247H144ZM155 246H157V245H155ZM143 247H141V248H143ZM149 247V246H148ZM159 247V246H158ZM169 247V248H168ZM149 248H151V247H149ZM161 248V249H162ZM181 248V247H180ZM237 248V247H236ZM138 249H139V247H138ZM160 249V248H159ZM172 249H173V247H172ZM229 249V250H228ZM140 250H143V249H140ZM149 250H151L152 251V248L151 249H149ZM148 250V251H149ZM207 250V251H208ZM144 251H145V249H144ZM159 251V250H158ZM176 251H177V249H176ZM140 252V251H139ZM182 252H183V250H182ZM204 252V251H203ZM206 252V251H205ZM140 253H142V252H140ZM154 254L153 253V251L152 252H150V254ZM159 254L160 253H162V252H158ZM166 253V252H165ZM168 253H169V251H168ZM171 253H172V250H171ZM201 253V252H200ZM167 254V253H166ZM170 254V253H169ZM169 254L167 255V257L169 256ZM177 254V253H176ZM203 254V253H202ZM139 255V254H138ZM141 255V254H140ZM158 255V254H157ZM161 255H163V253L161 254ZM171 255H173V254H171ZM233 255V254H232ZM242 255V254H241ZM136 256V257H135ZM154 256H155V254H154ZM164 256V255H163ZM166 256V255H165ZM165 256H164V258H165ZM174 256H176V255H173L172 257H174ZM189 256H191V254H189ZM200 255H198V256H196V258L197 257H199ZM235 256V255H234ZM239 256H240V254H239ZM150 257H151V261H152V259H153V261H159V259H158V257H157V260H154V258L155 257H153V256H151L150 255ZM150 257H147V259L148 258H150ZM153 257V258H152ZM161 257V256H160ZM180 257V256H179ZM230 257V256H229ZM138 258V257H137ZM164 258L162 259V257H161V259L164 261ZM196 258H194L195 259V261H192V262H197L198 260H196ZM146 259V260H147ZM156 259V258H155ZM182 259V258H181ZM198 259V258H197ZM206 259V258H205ZM168 260V259H167ZM166 260V261H167ZM207 260V259H206ZM206 260H204L203 261V264H204V262L206 261ZM151 261H146L144 264H152L153 262H151ZM162 261V262H163ZM154 262V263H155ZM161 262V261H160ZM160 262H158V263H160ZM184 263V262H183ZM243 263V262H242ZM168 264H174V263H168ZM237 264H238V262H237ZM244 264V263H243ZM246 264V263H245Z\"/></svg>", "mask_w": 264, "mask_h": 264}, {"label": "rangeland", "instance_id": "obj_2", "mask_svg": "<svg viewBox=\"0 0 264 264\" xmlns=\"http://www.w3.org/2000/svg\"><path fill=\"white\" fill-rule=\"evenodd\" d=\"M2 1H5V2H2ZM9 0H0V7H1V9H4V11L2 10L1 12H2V14H1V12H0V54H3V56H2V58L5 60V63H6V61L7 62H9V64L7 63L6 64V66L7 67H5V70H3L4 69V66H2V68L0 67V70L2 71H0L1 73H0V81H2L3 79V81H4V83L5 84H7L8 82L7 81H5V80H8L9 79V81L11 80H13V82H9V84H7V85H5V84H3L2 86L0 85V93H1V96H0V98L2 99V95H5V96H7V97H5V96H3V98H4V100H6L5 102H4V100L2 101V100H0L1 101V103H0V110H2L3 108H1V107H4L5 109L3 110V112L5 113H3L4 115H6V116H4L3 114H2V111H1V114L3 115H1V119L3 120V122H2V120H0V128H2L3 127V130L4 131H2V129H0V142L3 140V138H4V140L2 141V143L3 144H5V142L6 141H9L10 140V138L12 139V141L11 142H13L12 144H13V146H15V142H17V147H20L22 150H26V149H28L29 147V144H28V142H25V138H24V136H23V134H20L21 132V129H24V128H26V126H27V128H29V130L30 131H32V133H34L33 134V136L35 137L36 135H39V136H37V139H40L39 137L41 136V132H40V130H42V127L44 126V124H47L48 123V121L49 120H53L54 118V116L53 115H55V117L57 118V120H58V122H57V120H56V118H55V120L52 122L54 125H55V127H56V125H57V127H59V129H60V127H62V129H56L55 127H54V130L56 131V132H58V134L57 133H55V134H57V136L56 137H58V135H59V137H58V141H57V138H55V136H53L54 138H52V141H54V142H51L52 144H53V146H56V147H54V148H57V147H59V146H57V144H59V141H60V145L63 143V129H64V127L62 126L63 125V123H61V122H63V120H65L66 119V128H69V127H72V128H70V129H72V130H74V134H79V135H84L86 132H87V135L89 134H91V133H93L94 132V130L89 126H87V125H90L91 124V122H90V113H89V111H88V107L87 106H89V103H90V101H88V99H85V101H83V104H84V109H86V111L84 110V109H82V107H83V105H81L82 104V101H81V104L79 103V105H78V108H80L81 106V108L80 109H77V108H73L72 106H68L67 104H65L64 103V98H66V85H67V87H68V85H70L71 83L73 84V83H76L75 81H73V82H70V83H68V80L65 78V77H67L68 75V73L69 74H71V77H74L75 79H79V80H85V79H87L88 77V73H90V71H94V72H100V71H102V66L104 67V65L103 64H105L106 65V63L108 62V60L110 59V56H112L113 57V54L111 53V47H113V49H116V47L118 46V44H119V42H120V40H121V34L120 33H122V30H126V27L128 28V30H129V28H131L132 29V31H134L135 32V29L133 28V26H135V27H137L138 28V22H136V20H135V18H137V11L139 10L138 8V6H140V7H145V6H147V5H149L150 4V0H147V1H149L148 3H147V1L146 0H140V1H137V0H125V1H130V2H127V3H130L129 5H131L132 6V10L130 11L128 8H127V10H126V2L124 1V0H119V1H117V0H104V2H102V3H99L98 4V0H88L89 1V3H90V5H91V3H95V1H96V5H99V6H97V7H94L95 9L97 8H99L98 10L96 9H93V6H95V4L93 3L92 5H91V7H90V5L88 6V4L87 5H85L86 3H87V0H84V2H82V0H77L79 3H80V5L77 3V1L76 0H68V1H70L69 3H67L66 2V0H55V2H59V3H55L54 2V0L52 1V0H13V2H12V0H10V3H12V5L11 4H9V2H8ZM24 1V2H23ZM73 1H76L75 3L73 2ZM86 1V2H85ZM103 1V0H102ZM108 1H110V2H108ZM117 2V4L115 3V8L116 7H118L120 4V6L118 7V9H114V11H110V7L112 6V4H111V2L113 3V2ZM122 1H123V3H124V6H123V3H122ZM157 1V0H156ZM164 1V2H163ZM167 1V2H166ZM197 1V2H196ZM194 3H193V0H177L176 2H174V0H159V2L157 3V5L156 4H154V11L155 12H157L159 9H160V11H158L159 13L161 12V14L162 15H166V16H169V13L172 15H170L171 16V18H173V19H175V17L174 16H176V19H175V21H176V23H177V21L179 22V23H177L176 25H175V28L176 27H178V28H176L175 30H179V29H183L182 30V32L180 31H177L178 33H176V32H174L173 34H171V36L169 37V38H171L170 40H169V38L168 39H166L165 41L163 40L162 42H157L156 44H155V46H153V50H151L150 48H148L149 49V51L151 52V53H153L154 51V54L156 55H154L152 58H153V66H154V69H153V71H154V73H156V74H161V75H163L164 77L165 76H167V75H169V76H171L172 74H176L177 72H179L181 69H184L185 71H187L189 74H191V76H190V78L187 80V82H186V84L188 85V88H190L189 90H190V92H191V94L193 95V96H195V99L193 100V101H191V104H190V107L192 106V108L193 109H191L190 107H189V111H188V114H189V116L187 115V119H186V126L185 127H181V125L184 123H182V121H181V123H179V126H180V128H179V132L178 133H172L171 131L175 128V126H177L178 125V122H179V118H178V116H177V114H176V112L175 111H170L169 110V108L171 107V105L172 106H174L175 105V103H174V101L173 102H171L170 100H171V95H170V93L169 92H167V91H165V90H162L160 93V97L159 98H161V103H158L156 100H154V102H149L148 101V103L147 104H149V105H151V106H149V105H147V104H145L144 106H140L139 108H144V107H146V108H144V110L143 109H140L139 110V108H138V112L137 111H135L134 112V109L131 107V106H128V107H125V108H123V109H121L122 110V112L123 113H125L124 114V117H121V118H119L117 115L115 116L116 118H115V134H116V131L117 130H119V129H122V130H124L125 128L127 129V130H130V134H128L129 133V131L127 132V130L125 129V131L123 132V131H121V132H123L122 134H123V143H124V148L125 149H123V153H121L122 152V150H120V152H118V158H120V157H122L123 159L125 158V157H128V155H129V150H131L132 149V154L133 153H137V152H139L138 154H139V156H138V154H136L140 159V162H141V164L147 159V158H149V156H151L149 159H154V161H149V165L150 166H154L155 165V168H157L156 167V164H157V162H158V171L160 172L161 170H162V174L161 173H157V177H158V175L160 176V177H158V179L160 180L159 182H161L160 184H158V186H157V188L155 187V186H153V188H152V186L151 187H149V189H145L144 187V185H143V191H144V194H145V192L146 193H148L147 195H148V197L149 198H145L143 201H142V203H140V202H138L137 203V206H138V208H141L143 211H144V213H143V217H145V214H146V216H147V220H145V222H146V224H145V230L144 231H140L141 229L140 228H138L137 227V229H131L129 226H126V225H124V226H121V227H119V228H123V232H124V235H125V237H123L124 239H128V240H131V242L134 244V247H136L135 248V251L137 250H139L140 252H142V253H140L139 251L137 252V254H136V256L138 257H136V259H137V262L138 263H140V262H142V263H140V264H144L146 261H151V257H150V255L151 256H153V257H155L154 258V260H157V257H158V259H159V261H153V259H152V261L151 262H153L152 264H168V263H174V264H203V261L204 260H206L205 262H204V264H215V259H216V255H214L213 254V252L212 251H210V250H205V248L204 247H201V249L199 248L198 250L197 249H195V248H193V244L191 243V241L189 240V236H188V232H189V230L191 229V227H192V222H193V219H196V220H209V221H207L206 223H208V225H209V227L210 228H218V229H215L216 231H214V233H212V235H211V238L214 240V239H216L217 237L219 238V236L218 235H216L217 234V232L218 231H222V227H221V225L223 224V223H225V222H227V223H229V224H231V226L232 227H234L235 226V228H236V226L237 225H239V223L240 222H242V223H247L248 221H246L247 219V217L249 216V209L248 208H250V210L251 211H253V209L256 207H254V205H255V199L256 198H260L261 199V201H264V145L261 143L262 141H264V139H261V133L263 134L262 135V138H264V133H263V131H264V124H263V120H264V117H263V115H264V101H261V102H258V104H254L252 101H250L247 97H246V99H243L241 102H242V105H243V108H244V112L246 111L247 113H245V114H239V115H235V116H231V115H229V116H226V115H221V112H222V108L220 107V105L217 103L218 102V100H216V99H211V95H212V93L214 92V90L216 89V86L217 85H220V86H222V88L224 89V91L225 92H227V87H228V83H229V79H228V76H226L227 77V79L225 80L224 78H223V76L225 77V75H227L226 73H225V67H226V64H227V62H228V60L229 59H231V58H233V56L234 57H237V56H240L244 51H246L250 46H254V45H256L257 44V42H252L253 41V39L254 38H257L258 37V35L259 34H255V31H258V29H259V31L258 32H260V34H263L262 35V37H261V35H260V37L262 38V40H263V38H264V19H263V17H262V15L263 14H261V13H259V14H261V15H259L258 14V9H259V12L261 11L262 12V10H264V0H258V1H256V0H247V2H246V0L244 1V3H241V1L243 2V0H238L236 3L239 5H234V3H235V0H234V2L232 1V0H225L224 2H223V0H220V2H218L217 3V1L218 0H204V4H203V7L202 8H200L202 5V3L200 4V2H202V0H200L199 1V3H198V0H196ZM206 1V2H205ZM208 1V2H207ZM15 2V4H13ZM21 2V3H20ZM61 2H63V3H61ZM68 4V6H67V4ZM72 2H73V5H72ZM100 2H101V0H100ZM120 4H119V3ZM134 2V3H133ZM160 2H162V3H160ZM172 4H171V3ZM174 2V3H173ZM228 2V3H227ZM251 2L253 3V5H251ZM4 3V4H3ZM22 3H24L23 5H22ZM49 3H51L50 5H49ZM52 3H55L56 5L57 4H59V5H57V8H56V6L54 5V4H52ZM65 3V4H64ZM71 3V4H70ZM77 3V4H76ZM81 3H82V6H81ZM108 3H110V4H108ZM170 3V4H169ZM179 3H182V4H180L179 5ZM207 3H208V5H207ZM219 4L218 5V7H220V8H222L221 6H223L222 4H224V7L222 8L223 10V12L221 13V9L220 8H218V10H217V8H216V6L215 7H212V5H210V4ZM221 3V4H220ZM249 3V4H248ZM8 4V5H7ZM61 4V5H60ZM62 4H63V6H62ZM106 4V5H105ZM114 4V3H113ZM145 4V5H144ZM167 4V5H166ZM174 4V5H173ZM226 4H228V7L226 8ZM241 4H243V5H241ZM4 5H5V7H4ZM11 5V6H10ZM23 7H22V6ZM52 5V7H50ZM73 6V7H71V6ZM78 5H79V7L81 6L83 9L81 10V8H79L78 7ZM104 5V6H103ZM111 5V6H110ZM138 5V6H137ZM144 5V6H143ZM151 5V4H150ZM176 5V6H175ZM182 5H183V7H182ZM187 5V6H186ZM200 5V6H199ZM234 5V6H233ZM256 5V6H255ZM16 6V7H15ZM19 6H21L20 8H19ZM50 8H49V7ZM65 6H67V7H69V9H70V7L71 8H73V9H70V10H68V11H70L69 13H71L70 15H69V13L68 14H66L68 11L66 10V8H65ZM76 6V7H75ZM85 6L87 7H89V9H87V8H85ZM114 6V5H113ZM113 6H112V8H113ZM122 6V7H121ZM156 6V7H155ZM172 6V7H171ZM178 6V7H177ZM181 6V7H180ZM195 6V8H197V9H199V11L196 9V11H195V8H194V14L195 13H198V14H195V16L197 15V18L194 16V15H192V13H193V7ZM197 6V7H196ZM198 6H199V8H198ZM204 6H206L207 8H208V10H207V13H206V7H204ZM209 6H211V7H209ZM234 8H233V7ZM236 6V7H235ZM246 6V7H245ZM254 6V7H253ZM12 7H14L13 9H12ZM59 7V8H58ZM106 7H109V9H108V12L110 11L111 12V14H113L112 12H115L114 13V15H111V14H109L108 12H107V8ZM121 7V8H120ZM123 7H124V9L126 10V11H129V12H126L125 14H124V12H121V9L122 10H124L123 9ZM127 7H129V6H127ZM137 7V8H136ZM160 7H162V10H161V8ZM167 7V8H166ZM169 7V8H168ZM171 7V8H170ZM233 8V12H232V8ZM8 10H7V9ZM16 8H18V10L16 9ZM49 8V9H48ZM53 9V11H52V9ZM54 8H55V10L56 11H54ZM63 10H62V9ZM78 10H77V9ZM177 8H179V9H181V10H178ZM212 8V9H211ZM230 8H231V10H230ZM246 8V9H245ZM250 10H249V9ZM0 9V10H1ZM16 9V10H15ZM21 9V11H19ZM51 9V11H49ZM58 9H60V10H58ZM64 9H65V14L63 13V11H64ZM81 10V13L79 12L80 10ZM164 9V10H163ZM216 9V11H218L219 13H217L218 15H220V17L222 18V19H225V20H219L220 19V17L217 19V24H215V22H214V18H212L211 17V15H213L214 14V10ZM237 10V12L235 13L234 11H236ZM73 10V11H72ZM86 12V16L84 15V17H83V14H85V12ZM90 10H95L94 12L92 11V13H91V11ZM101 10V11H100ZM105 10V11H104ZM172 10H174V11H172ZM185 10V11H184ZM186 10H188V11H186ZM211 10H213L212 12H211ZM227 10V13L225 12ZM241 10L243 11V12H241ZM48 11L49 12H51L50 14L48 13ZM57 11H60L61 12V15H63L64 14V16H61L60 14H58L57 13ZM75 11H77V12H75ZM83 11V12H82ZM118 11V12H117ZM164 11H166L165 12V14L164 13H162V12H164ZM171 11V12H170ZM180 11H184L185 13H182V12H180ZM215 11V12H216ZM230 11V12H229ZM247 11H249V12H247ZM15 12H16V14L17 15H19V16H16L15 15ZM18 12H19V14H18ZM52 12H54V15H53V13ZM56 12V13H55ZM88 12H90L91 13V15L94 17V19H91L90 17H91V15H90V13L89 14H87ZM101 12V13H100ZM107 12V13H106ZM119 12L121 13V15L123 16V14H124V17L122 18V16L120 15L119 16ZM137 12V13H136ZM157 12V13H158ZM176 14H175V13ZM179 12V13H178ZM201 12V13H200ZM203 12H205V13H203ZM232 12V13H231ZM8 13V14H7ZM76 13V14H75ZM77 13H78V16H77ZM80 13V14H79ZM96 15H95V14ZM99 13V14H98ZM102 13H103V16H102ZM118 13V14H117ZM167 13V14H166ZM181 13L182 14H186V15H183V16H185V21H183V16L181 17ZM200 13V14H199ZM212 13V14H211ZM222 14V16H221V14ZM233 13H235V15H233L232 16V14ZM254 13H256L257 15H255ZM263 13V12H262ZM53 16H52V15ZM111 15V17L112 16H115V19L113 20V19H111L112 20V22H114V23H107V21L108 22H110L109 21V19L111 18L109 15ZM133 14V15H132ZM203 14V15H202ZM205 14V15H204ZM211 14V15H210ZM217 14H216V16H217ZM230 16H228V15ZM240 14H242V15H240ZM245 14H248V17H245L244 19H242L241 17L243 16V15H245ZM6 15V16H5ZM13 15V17H10V16H12ZM51 16V20H48L49 19V17ZM57 15H58V18H56L57 17ZM68 15H69V18H68ZM76 15V16H75ZM82 15V16H81ZM87 15H90V17L88 16L87 17ZM95 15V16H94ZM101 15V17H99ZM131 15H132V17H133V19H131ZM178 15V16H177ZM180 15V16H179ZM189 15H190V17H189ZM210 15V16H209ZM225 15V16H224ZM237 15V16H236ZM254 15V16H253ZM259 15V16H258ZM55 16V17H54ZM59 16L63 19V20H57V19H60L59 18ZM66 16V17H65ZM73 16V17H72ZM81 16V17H80ZM110 18H109V17ZM169 16V17H170ZM193 16L196 18V19H198L197 21H196V19H194L193 18ZM209 16V20H211L210 18H212L213 19V23L211 24V22L210 21H208V23H206V21L208 20L207 19V17ZM214 16H215V14H214ZM235 16V17H234ZM241 16V17H240ZM259 17L258 18V20H257V18L255 19L254 17ZM1 17H4V18H2L1 19ZM7 19H6V18ZM14 17H16V18H14ZM18 17H19V19H18ZM72 17V18H71ZM75 17H78V18H75ZM80 17V18H79ZM97 19H96V18ZM105 17H108V18H105ZM135 17V18H134ZM177 17H179V18H177ZM186 17L188 18V19H186ZM228 17V18H227ZM233 17V18H232ZM240 17V18H239ZM72 20H71V19ZM100 18V19H99ZM114 18V17H113ZM120 18V19H119ZM193 18V20H191ZM201 18V19H200ZM235 18H236V20H235ZM239 18V19H238ZM250 19V21H252V23L249 21V19ZM253 18V19H252ZM10 19V20H9ZM13 19V20H12ZM16 19H18L17 21H16ZM65 19H67V21L65 20ZM88 19V20H87ZM108 19V20H107ZM129 19H131V20H129ZM203 19V20H202ZM207 19V20H206ZM232 19V20H231ZM246 19V20H245ZM255 19V20H254ZM262 19H263V21H262ZM14 20H15V22H17V24L15 25V22H14ZM53 20V21H52ZM70 20H71V22H70ZM76 20H77V22H76ZM78 20H80V22L83 24V27L82 26H79V28L81 29V27H82V29L80 30V29H77V24L78 25H82L81 23H79V21ZM93 20H94V22H93ZM95 20H97L98 22H100V24L98 25L97 24V21L95 22ZM103 20V21H102ZM107 20V21H106ZM122 20V21H121ZM135 20V21H134ZM191 22H190V21ZM194 20H195V24L193 23L194 22ZM205 20V21H204ZM219 20V21H218ZM231 20V21H230ZM239 20H241V21H239ZM48 21H50V22H48ZM54 22V21H60V22H57V23H59V24H57V23H53L54 25H56V26H54L53 24H52V22ZM63 21H65V22H63ZM74 21V22H73ZM102 21V22H101ZM106 21V22H105ZM186 21H188V22H190V23H192V24H188L189 25V28L191 29V28H193L194 27V29H191V31H190V29L189 28H187L188 26H187V24H186ZM193 21V22H192ZM201 21V22H200ZM203 21V22H202ZM221 21L223 22L224 21V23H221ZM245 21V22H244ZM253 21H257V22H253ZM8 22H9V24H8ZM45 23L44 25L42 24V23ZM61 22H63V24L61 23ZM70 22V23H69ZM84 22L86 23L85 24V29H84ZM87 22H92V23H89V26H87ZM123 22H125V23H123ZM133 22V23H132ZM232 22V23H231ZM233 22H234V24L236 25V24H238V26H236L237 27V29H235L236 27H235V25L233 24ZM235 22H237V23H235ZM248 22V23H247ZM263 22V23H262ZM47 23H51V24H49V26H46L47 25ZM61 23V24H60ZM68 23V24H67ZM73 23V24H72ZM106 23H107V25H106ZM129 23V24H128ZM132 23V24H131ZM181 23V24H180ZM184 23V24H183ZM198 23V24H197ZM209 23L211 24V28L213 29H215V30H213V31H209V29H211V28H208L207 29V25L206 24H208V26H209ZM231 23V24H230ZM251 25H250V24ZM3 24H4V29H3ZM42 24V25H41ZM68 26H67V25ZM103 24V25H102ZM243 24H246V25H244L243 27H242V25ZM9 25H11V26H9ZM51 25H53L51 28H53V27H56V28H59L60 30L56 33L55 31H57V30H55V28H53V30H54V33H55V35H53L54 33H53V31H51V30H49L50 29V26ZM58 25H60V26H58ZM92 25H94V27H92ZM104 25H105V28L107 29V28H109V29H107V30H109V32L104 28ZM126 25V26H125ZM129 25L131 26L132 25V27H129ZM180 25V26H179ZM186 25V26H185ZM205 25H206V27H205ZM217 25V26H216ZM221 25V26H220ZM225 25V26H224ZM2 26V27H1ZM15 26V27H14ZM42 26H45V27H42ZM64 26H67V27H65V29H64ZM75 26V27H74ZM96 26V27H95ZM98 26H99V28H98ZM109 26V27H108ZM191 26V27H190ZM214 26H216V28H218V31L216 30V28L214 27ZM218 26H220V27H218ZM231 26V27H230ZM256 26V27H255ZM258 26H259V28H258ZM11 28V30L10 29H8V28ZM39 27H41V28H45L44 29V33H42L43 32V30H41V28H39ZM61 27H62V30H61ZM69 27H70V29L72 30V32H71V30L69 29ZM88 27V28H87ZM180 27V28H179ZM184 27V28H183ZM210 27V26H209ZM228 27H230L231 28V30L228 28ZM247 27V28H246ZM8 30H7V29ZM99 29V31H100V33L102 34H99V33H96V32H99L98 30H96V29ZM196 28H198L197 29V31L199 32V33H201L200 35H199V33L196 31ZM207 30H206V29ZM219 28H221V29H219ZM235 30V31H233V29ZM244 28V29H243ZM256 28H258L257 30H256ZM74 29H77L76 31H77V34H75V36L74 35H72V34H74ZM103 29H105V30H103ZM187 29H188V31H187ZM200 29H202V30H200ZM211 29V30H212ZM227 29V30H226ZM228 29H229V31H230V33H229V31H228ZM243 29V30H242ZM5 30H6V32H5ZM10 30V31H9ZM35 30H37V31H39L42 35L44 34L45 35V37H44V35L42 36L41 34H40V41L42 42V43H44L43 44V46H41L42 44L38 41L39 39H36V38H38L36 35H37V31L35 32ZM88 31V32H85V31ZM93 30H94V32H93ZM101 30H103V31H101ZM140 30V29H139ZM187 31L186 33H183V32H185V31ZM262 32H261V31ZM61 31V32H60ZM82 31V32H81ZM112 31V32H111ZM215 31V32H214ZM216 31H217V33H216ZM227 31H228V33H227ZM242 31L243 33H241L242 35H240V32ZM246 31V32H245ZM39 32H38V34H39ZM51 32L53 33L52 35L53 36H55L54 38H53V36L51 35ZM60 32V33H59ZM64 32V33H63ZM72 34H71V33ZM91 32H93L92 34V38H90L91 36H89V35H91ZM108 33V35H107V37H106V39L104 38L103 39V41H104V45H103V41H101L102 40V38L103 37H105V35H106V33ZM188 32H190V33H188ZM203 32V33H202ZM213 33L212 35H213V37H212V35H210V33ZM238 32V33H237ZM253 32H254V34H253ZM7 33V34H6ZM30 33H32L31 35H30ZM36 33V34H35ZM80 33H82V34H80ZM89 33V34H88ZM104 33V34H103ZM188 33V34H187ZM197 33V34H196ZM206 33H207V35H206ZM214 33H216V34H218V33H220L218 36L216 35V34H214ZM223 33V35H221ZM227 33V34H226ZM71 34V36H70V38L68 39V36ZM95 34V35H94ZM114 34V35H113ZM180 34H181V36H183V38L180 36ZM187 34V35H186ZM194 34V35H193ZM202 34H203V36H202ZM33 38V37H35L34 38V40H32V38H30V36ZM47 35L48 36H52V40H49V38L47 37ZM68 35V36H67ZM81 35V36H80ZM88 35V36H87ZM99 35V36H98ZM133 35H136V32H135V34L134 33H132L131 34V36H133ZM180 36V39L178 38L179 36ZM189 35V36H188ZM196 35V36H195ZM211 36L212 38H215L214 36L216 35L218 38H222V36H223V38L222 39H224L225 40V38L228 36V35H230L229 37H227L226 38V40L222 43L217 37H216V39L217 40H219V41H216L214 44H212V43H208L209 41H211V39H210V37L208 38V42H206V37H204V36ZM256 35V36H255ZM87 36V40L85 39V37ZM94 36H95V38L96 37H98L97 39L98 40H100V41H98L97 39H94ZM100 36H102V37H100ZM178 36V37H177ZM184 36H186V38L184 37ZM194 37V39H193V37ZM203 38V41H205L206 42V44L208 43V45L206 46V44H203L204 45V47H203V49H202V43H200L201 41H202V39H201V37ZM239 36V37H238ZM249 36H250V38H249ZM58 37V38H57ZM61 37H62V39H61ZM76 37H78L77 39H79V40H77L76 39ZM110 37L112 38V39H114V40H110L109 41V39H110ZM192 37V38H191ZM230 37H232V38H230ZM235 37V38H234ZM246 37V38H245ZM30 38V40L32 41L31 42V44L29 43L30 41H28V40H25V39H29ZM45 38V39H44ZM46 38H48V39H46ZM64 38V39H63ZM88 38H90V39H88ZM199 38H200V40H199ZM234 38V39H233ZM251 40H249V39ZM43 39H44V41H43ZM107 39H108V43H107ZM173 39H175V40H173ZM178 39V40H177ZM191 39H193V41L191 40ZM198 40V42L200 43V45L199 46H201V48L200 47H198V45L197 44H199V43H197L196 41ZM215 39V40H216ZM229 39H231V40H229ZM239 39H241L240 41H239ZM246 39V40H245ZM47 40V41H46ZM61 40V41H60ZM72 40V41H71ZM77 42H76V41ZM85 40V41H84ZM97 40V41H96ZM184 40V41H183ZM186 40V41H185ZM191 42H189V41ZM230 42H229V41ZM236 40V41H235ZM25 41L27 42V44H24L25 43ZM41 44H37L38 42ZM64 41V42H63ZM67 41V42H66ZM79 41V42H78ZM92 41V42H91ZM94 41V42H93ZM119 41V42H118ZM176 43H175V42ZM182 42V45H180L181 43L180 42ZM189 43H188V42ZM202 41V42H203ZM212 41H213V39H212ZM211 41V42H212ZM234 41V42H233ZM239 41V42H238ZM35 42H37L36 44L38 45H36L37 46V50H38V47L40 48V46L41 47H45L46 45H48V47H49V45H50V43L51 42H53V43H55L54 45H53V47H52V45H51V47L50 48H47L48 49V51H49V49H50V52L47 54V49H41L43 52L45 51V53L46 54H38V51L37 50H35L36 48H35ZM73 42H75V43H73ZM89 44H88V43ZM98 42H99V45H98ZM100 42L102 43V44H100ZM116 42H118V44L116 43ZM145 42V41H144ZM143 42V43H144ZM185 42H186V44H185ZM195 42H196V44H195ZM233 42V45H231L230 43H232ZM237 42H238V44H237ZM251 44H250V43ZM58 43V44H57ZM64 43V44H63ZM72 43V44H71ZM79 43V44H78ZM94 43V44H93ZM97 43V44H96ZM107 43V44H106ZM110 43V45H108ZM112 43V44H111ZM159 43V44H158ZM161 43V44H160ZM166 43H170L171 45H168V44H166ZM175 43V44H174ZM204 43V42H203ZM226 43H228V45L230 44V46H228ZM240 43V44H239ZM32 44H34L33 46H32ZM62 44V45H61ZM121 44V43H120ZM179 46H178V45ZM211 44H212V46H211ZM219 46H218V45ZM221 44H223V47H224V45L226 44V48L228 49L229 48V50H230V52H229V50H227V52L225 51V49L226 48H224L223 49V47H222V45ZM27 45L29 46V45H31L32 46V48L36 51V54H38V55H40V57L41 56H43V59L45 58V55L47 56L44 60H46V62H44V63H46L44 66H47V67H45V69L43 68V69H41L42 68V65L44 64H39V62H41L40 61V59L42 58H40L38 55L37 56H34L35 55V52L33 51V49L30 47V49H32V51L33 52H31L30 51V49H24L25 47L24 46H26L27 47ZM45 45V46H44ZM65 45L67 46V47H65ZM87 45L89 46V47H87ZM92 45V46H91ZM109 47H108V46ZM117 45V46H116ZM144 45H145V43H144ZM160 45V46H159ZM161 45H165V47L164 46H161ZM168 45V46H167ZM185 45H187V46H185ZM195 45H197L196 47H197V49H199L198 51L200 52H202V54H201V52H200V57H199V53H197V51L195 50L196 48H194L195 47ZM240 45V46H239ZM57 46V47H56ZM68 46H70L69 48H68ZM73 46V47H72ZM80 46H81V48L82 49H80ZM102 46H105L104 48L102 47ZM176 48H175V47ZM181 46V47H180ZM216 46H218V47H220L221 49H223L224 50V52H223V50H220V48H218V47H216ZM261 46V47H260ZM77 47V48H76ZM85 47V48H84ZM96 47H97V50H96ZM101 47H102V49H101ZM157 47H159V48H157ZM163 47V49H161ZM185 47V48H184ZM207 47V48H206ZM259 47H260V49H262L263 48V51H264V41H263V43H262V45L261 44H259ZM22 48L24 49V50H22ZM29 48V47H28ZM59 48V49H58ZM65 48V49H64ZM74 48V49H73ZM77 50H76V49ZM90 49V50H88L87 51V49ZM95 48V49H94ZM121 48H123V46L121 47ZM215 48V49H214ZM234 48V49H233ZM240 48V49H239ZM56 49V50H55ZM68 49V50H67ZM83 49H85V50H83ZM96 50V52L94 51V50ZM101 49V50H100ZM169 49V50H168ZM171 49H172V51H171ZM178 49V50H177ZM182 49H184V50H182ZM186 49L188 50V51H186ZM192 49H193V51H194V53H195V51H196V53L198 54V58H196L197 57V55H192L191 53H192ZM200 49H202V50H200ZM206 49H208V50H206ZM211 49V50H210ZM219 49V52L221 53H219L218 51V53L220 54L219 56L216 54V50H218ZM238 51H237V50ZM22 50V51H21ZM40 50V51H41ZM54 50V51H53ZM71 50H73V51H71ZM92 50H93V52H95L94 53V55H93V52H92ZM102 50H103V52H102ZM158 50V51H157ZM161 50H165V51H161ZM167 50H168V52H167ZM179 50L181 51L180 52V54H179ZM191 50V51H190ZM206 50V51H205ZM236 50V51H235ZM20 51H21V53H20ZM27 51H29V52H31L32 54L29 56V54L30 53H28ZM39 51V52H40ZM41 51V52H42ZM56 51V52H55ZM60 51V52H59ZM80 51V52H79ZM83 51H85V52H83ZM91 51V52H90ZM162 53H161V52ZM190 51V52H189ZM204 51V52H203ZM210 51H211V53H210ZM212 51H213V53H212ZM232 51V52H231ZM235 51V52H234ZM14 52V53H13ZM17 54H16V53ZM24 52V53H23ZM88 52V53H87ZM90 52V53H89ZM99 52V53H98ZM158 54H157V53ZM165 52V53H164ZM167 52V53H166ZM183 52V53H182ZM185 52V53H184ZM186 52L188 53V54H186ZM207 52H209V53H207ZM25 53H28V54H25ZM80 53V54H79ZM105 53H107V54H105ZM112 54V55H110V54ZM170 53V54H169ZM193 53V54H194ZM204 53V54H203ZM23 54L25 55V57L23 56ZM34 54V55H33ZM56 54V55H55ZM67 55L68 54V58L67 57H65V55ZM71 54V55H70ZM87 54V55H86ZM105 54V55H104ZM160 54V55H159ZM164 55L165 54V56H163L162 57V55ZM185 54L189 57H186L185 58ZM207 54V55H206ZM214 56H212V55ZM224 54V55H223ZM26 55H28V56H26ZM54 55L56 56V57H54ZM57 55H61L60 57L58 56L57 57ZM80 55V56H79ZM91 56V55H93V56H91V57H89V56ZM102 55H104V56H102ZM157 55H159L158 57H157ZM183 55H184V57H183ZM204 55V56H203ZM262 55V54H261ZM33 56L36 58V57H38V58H40L39 59V62L37 61L38 60V58H36V61L34 62L33 60H35V58H33ZM88 56V59L86 58ZM96 58H95V57ZM108 56H109V58H108ZM161 56V57H160ZM172 56V57H171ZM175 56V57H174ZM191 56H193L194 58H193V60H195V58L197 59V60H195V61H193L192 60V58H191ZM203 56V57H202ZM207 56V57H206ZM211 58H210V57ZM220 57V60L218 59L217 60V62H216V60L215 59H217L218 57ZM4 57H6V58H4ZM29 60H31V57L33 58L31 61H28V59ZM64 57V58H63ZM72 57V58H71ZM76 57H78V58H76ZM105 57V58H104ZM155 57H157V59L159 58V64L161 63V62H164V60L168 63V65H166V67L164 68V66L165 65H163V66H161L162 64H164V63H162V64H160V67H158L159 66V64H158V62L156 61V58ZM181 57V58H180ZM202 57V58H201ZM217 57V58H216ZM1 58V57H0ZM1 58V59H2ZM7 58H9V59H7ZM10 58L12 59V61H14V62H11V60H10ZM22 58V59H21ZM26 58V59H25ZM51 58H52V60H51ZM59 58H60V60H59ZM66 58H67V60H66ZM83 60L84 59V61H81V59ZM99 58V59H98ZM100 58H103V60L102 59H100ZM155 58V59H154ZM161 58V59H160ZM162 58H163V61H162ZM168 58V59H167ZM204 58H206V60H204ZM214 59L213 61H214V63H213V61L212 60H210V59ZM0 59V60H1ZM2 59V60H3ZM21 59V61H19ZM25 59V60H24ZM63 59V60H62ZM79 61H81V62H78V60ZM88 61H87V60ZM94 60V61H90V60ZM167 59V60H166ZM174 59H176L175 61H173ZM182 59V60H181ZM208 59V60H207ZM2 60H1V63L2 64H4L5 65V63H4V60H3V62H2ZM28 62H27V61ZM44 60H42V61H44ZM57 60V61H56ZM58 60H59V62H61V64L60 63H58ZM65 60V61H64ZM69 60V61H68ZM98 60V61H97ZM181 60V61H180ZM186 60H188L189 62H187ZM33 61V62H32ZM52 61V62H51ZM67 61V62H66ZM155 61L157 62V64L155 63ZM171 61L174 63L173 65H172V63H171ZM183 61H186V62H183ZM193 61V62H192ZM196 61H197V63H196ZM204 61V62H203ZM262 61L264 62V57L262 58ZM11 62V63H10ZM30 62V63H29ZM68 62H69V64H68ZM78 62V63H77ZM83 62H84V64H83ZM86 62V63H85ZM92 62L94 63L93 65H92ZM99 64H98V63ZM112 63H113V61H111ZM111 62H110V65H111ZM170 62V63H169ZM192 62V63H191ZM196 63V66L197 65H199L200 64V62H201V64L200 65H202L201 67L200 66H198V67H196L195 66V63ZM206 62V63H205ZM209 62H212V64H209ZM223 62H225V63H223ZM0 63V66L2 65ZM32 63H34V64H32ZM36 63V64H35ZM65 63V64H64ZM82 65H81V64ZM100 63H103V64H100ZM167 63H165V64H167ZM190 63V64H189ZM216 63V64H215ZM221 63V64H220ZM13 64V65H12ZM29 64H32L31 65V67H30V65ZM39 64V65H38ZM76 64V70H75V68H73V67H75L74 65ZM80 64V65H79ZM171 64V65H170ZM185 64H186V66H185ZM188 64H189V66H188ZM192 64V65H191ZM203 64H204V66H205V69L208 71L209 70V74H208V76H206L205 74V76H202L203 74H200V73H203L202 71H204V73H205V71L206 70H204V66H203ZM211 65V66H208V67H215L216 69H218V72H217V70H216V72H214L213 73V69H215V68H213L212 69V72L210 71V69H207L208 67H206L207 65ZM9 65H12V66H9ZM57 65V66H56ZM59 65H61V67L59 66ZM84 65V66H83ZM87 65V66H86ZM158 65V66H157ZM170 65V67L168 68L167 66H169ZM176 65V66H175ZM220 65H222V66H220ZM29 66V67H28ZM32 66H36L35 68H33ZM43 66V67H44ZM53 66V67H52ZM56 66V67H55ZM88 66H90V67H88ZM92 66V67H91ZM95 66H97V67H95ZM156 66V67H155ZM192 66H195L194 68L192 67ZM8 67L10 68V69H8ZM12 67V68H11ZM65 69H63V68ZM94 67V68H93ZM173 67V68H172ZM177 67V68H176ZM25 68L26 69H28V68H32L31 70L29 69V72L28 71H26L25 70ZM38 68H40L39 70H38ZM51 68V69H50ZM55 68V69H54ZM60 68V69H59ZM73 68V69H72ZM84 68V69H83ZM91 68H93V69H91ZM162 68H164V69H162ZM172 68V69H171ZM192 68V69H191ZM199 69V71L197 70V69ZM13 69H15L16 70V72H14L13 71ZM21 69V71L19 72V74H18V71ZM47 69V70H46ZM53 69V70H52ZM69 69V70H68ZM79 69V70H78ZM91 69V70H90ZM127 69V70H126ZM174 69V70H173ZM202 69V70H201ZM25 70V71H24ZM36 70V71H35ZM41 70V71H40ZM60 70V71H59ZM68 70V71H67ZM71 70V71H70ZM77 71V72H74V71ZM85 70V71H84ZM90 70V71H89ZM155 70H157V71H155ZM220 70V71H219ZM5 71V72H4ZM9 71V72H8ZM33 71V72H32ZM36 73H35V72ZM39 71L42 73V72H44V73H42V76H40L41 75V73L40 74H38L39 73ZM45 71H47V72H45ZM48 71H50V72H48ZM54 71V72H53ZM58 71V72H57ZM63 71H65V72H63ZM73 71V72H72ZM78 71H79V73H80V75H79V73H78ZM125 71L127 72L128 71V67H125ZM159 71H162V73L160 72L159 73ZM164 71V72H163ZM196 71H197V73H196ZM207 71H206V74H207ZM215 71V70H214ZM17 75V77L14 75V73ZM24 72V73H23ZM26 72H28L29 73V77H26V76H24L25 74L27 75V73ZM66 72H68V73H66ZM165 72H166V75H165ZM174 72V73H173ZM2 73L4 74V75H2ZM13 73V74H12ZM32 73L34 74L33 75V77H31V75H32ZM48 73V74H47ZM53 73V74H52ZM74 73V74H73ZM78 73V74H77ZM211 73H212V75H211ZM221 73V74H220ZM9 74V75H8ZM14 75L15 76V78L14 77H10V76H12V75ZM23 74V75H22ZM36 74V75H35ZM44 74V75H43ZM51 74H52V76L53 77H55L56 75V78H58L57 80H56V78H53V79H55V80H51L50 81V76H51ZM56 74V75H55ZM61 74V75H60ZM64 74H66L65 76H64ZM76 74H77V76L78 77H76ZM82 74V75H81ZM85 74V76H83ZM90 74H92V73H90ZM6 75V76H5ZM7 75H8V78L6 79L5 77H7ZM47 75V76H46ZM198 75H201V76H198ZM4 76V77H3ZM22 76L24 77V78H26V80H27V78H29L34 84H35V87H33L32 85H33V83H31V81L28 79L27 80V84L28 85H26V83L25 84H23V82H21V81H23V79H22ZM35 76H36V78H37V81L39 80V83L36 81V78H35ZM39 76V77H38ZM83 76V77H82ZM169 76H167V78L168 79H170V77ZM194 76V77H193ZM197 76V78H195ZM212 76V77H211ZM11 79H10V78ZM46 77H48V78H46ZM81 77H82V79H81ZM201 77V78H200ZM203 77H205V78H203ZM14 78V79H13ZM32 78V79H31ZM33 78L35 79V80H33ZM42 78V79H41ZM45 78V79H44ZM60 78V79H59ZM166 78V77H165ZM166 78V80L168 81V79ZM193 78H194V80H193ZM198 78H199V80H198ZM209 78H210V80H209ZM18 79H19V81H18ZM47 79V80H46ZM213 79V80H212ZM25 79H24V81H26ZM63 80V81H62ZM82 80V81H83ZM198 80V81H197ZM203 80V81H202ZM209 82H208V81ZM223 80H224V83H223ZM3 81L1 82V83H3ZM17 81V83L19 82V84L17 85V83H14V82H16ZM35 81H36V83H35ZM45 81V82H44ZM49 81V82H48ZM55 81H56V83L58 84V85H56V83H55ZM62 81V82H61ZM194 81V82H193ZM7 82V83H6ZM49 84H48V83ZM51 82V83H50ZM84 82V81H83ZM150 83H152V82H154V81H149ZM192 82V83H191ZM204 82V83H203ZM0 83V84H1ZM12 83H14V84H12ZM44 83H46V85H44ZM61 83V84H60ZM62 83H63V85H62ZM68 83V84H67ZM191 83V84H190ZM194 83H196V84H194ZM198 83V84H197ZM218 83V84H217ZM220 83H222V84H220ZM15 84H16V86H15ZM20 84H22L21 85V87H24L23 88V91L21 90L22 88H20ZM31 84V85H30ZM36 84H38V85H36ZM49 86H48V85ZM66 84V85H65ZM9 85L11 86V87H9ZM14 85V86H13ZM26 85V86H25ZM31 86V87H33L34 88V92L32 91L33 89H31V87H28V86ZM52 85H53V87L54 88H49L50 86L52 87ZM55 85V86H54ZM206 85V86H205ZM209 85H210V88H209ZM6 86V87H5ZM17 86H18V88H17ZM41 86V87H40ZM48 87V89H47V87ZM63 88H65V90H63L62 89V87ZM195 86V87H194ZM198 86V87H197ZM12 87H13V89H12ZM27 87H28V89H27ZM40 87V89H38ZM43 87V88H42ZM56 87V88H55ZM60 87V88H59ZM124 87H127V86H123V88ZM197 87V88H196ZM2 88L5 90H2ZM58 88V89H57ZM80 88V87H79ZM15 89H17V91L16 92H12V90H14L15 91ZM21 91V93H20V91ZM25 89H27L29 92H26L25 91ZM30 89V90H29ZM54 89H57L58 90V92L59 93H62V94H59L58 92H56ZM61 89V91H59ZM116 89H118V87H116ZM197 89H198V91H197ZM11 91L12 93H13V97L14 98H16L15 96H24L25 94V96L24 97H22V98H16L17 100H15L14 98H9L8 96L11 94L12 95V93L10 92V94H9V91ZM37 90H39V91H37ZM42 90V91H41ZM45 90H48V91H46L45 92ZM51 90V91H50ZM122 90V89H121ZM143 90H145V87H142L141 89H140V91H143ZM197 92H196V91ZM4 93H6V94H3V92ZM19 91V92H18ZM50 91V92H49ZM56 93L55 94V99H53L52 98V94L54 95V92ZM18 92V93H17ZM32 92V93H31ZM48 92V93H47ZM53 92V93H52ZM167 92V93H166ZM193 92V93H192ZM17 93V94H16ZM20 93V94H19ZM23 93V94H22ZM35 93V94H34ZM47 93V95H48V99L46 100L45 98H46V96H45V94ZM49 93H51L50 94V96H49ZM59 95H58V94ZM163 93H165L164 94V96H163ZM169 93V94H168ZM198 93H199V97H198ZM206 93V94H205ZM38 94V95H37ZM168 94V95H167ZM204 94V95H203ZM10 95V96H11ZM32 95H34V96H32ZM38 96L37 97V99H35L36 97L35 96ZM61 95V96H60ZM161 95H162V97H161ZM165 95H167L166 97H165ZM227 96H228V98L230 99V101H232L233 100V98L232 97H229L230 96V94H226ZM45 96V97H44ZM56 96L58 97V99H61V98H59V97H62V99H61V101L60 100H58L57 98H56ZM202 96H203V98H202ZM40 97H41V99H40ZM42 97H44V98H42ZM8 98L10 99V103L12 102V105H10V106H13V107H6V102H8L9 100H8ZM28 98V99H27ZM120 99H121V97H119ZM119 98H117L115 101H114V103H113V105L114 106H116V108L121 104V100L119 99ZM164 98H166V100L164 99ZM194 98V97H193ZM29 99L31 100V101H29ZM34 99V104H33V100ZM43 99V100H42ZM51 99H53V100H58V101H56L57 102V104L55 105L54 104V102L53 101H51ZM170 99V100H169ZM232 99V100H231ZM15 100V101H14ZM26 100V101H25ZM37 102H39V103H37ZM103 100L104 99H101L99 102H97V103H99V104H97V103H95V105H96V108L97 109H99L98 107H100L101 106V104L103 103ZM207 100V101H206ZM245 100V101H244ZM22 101V102H21ZM48 101L50 104H47L46 102ZM105 101V100H104ZM116 101L118 102V103H116ZM146 101V100H145ZM165 101H166V103H165ZM169 101L171 102V103H169ZM17 102H20V103H17ZM24 102V103H23ZM29 102V103H28ZM30 102H32V106L34 107V108H32V106H31V103ZM43 102L45 103V105H46V109L48 110V114H49V111H51V113L52 114H50V115H47V114H44V113H46L45 112V109H43V108H45V105L43 104ZM54 104H52V103ZM55 102V103H56ZM89 102V103H88ZM195 102V103H194ZM204 102V104L202 105V103ZM6 103V104H5ZM10 103H8L7 104V106H9V104ZM13 103H14V105H13ZM16 103V104H15ZM116 103V104H115ZM120 103V104H119ZM158 103V104H157ZM193 103V104H192ZM201 103V104H200ZM210 103H212V105H213V107L215 106H218L219 107V109H218V107L216 108V120H214V119H210L209 118V110H210V106H209V104ZM216 103H217V105H216ZM5 106H4V105ZM60 104H63L64 106H67V108H69V109H67L66 107H64L66 110H67V113L65 112V110H63L64 108H62V106L60 105ZM118 104V105H117ZM160 104V105H159ZM215 104V105H214ZM229 104V103H228ZM244 104H246V105H248L247 107H244L245 105ZM3 105V106H2ZM41 105H42V107L43 108H41ZM50 105H52V107L49 106ZM102 105H104V104H102ZM256 105H258L257 107H256ZM21 106H23V107H21ZM38 106V107H37ZM54 106L56 107L55 109H58L57 108V106L61 109V113H62V115L63 116H61L60 114H59V116H57L58 114H54V111L55 112H57V113H59L58 111L59 110H55L54 109ZM85 106H86V108H85ZM149 106V107H148ZM156 108H155V107ZM18 107V108H17ZM19 107H21V108H19ZM28 107L31 109H28ZM37 107V108H36ZM71 107L73 108V110H76V111H73L72 109H71ZM152 107H154L155 109L152 111ZM158 107V108H157ZM251 107H252V109H251ZM256 107V108H255ZM25 108V109H24ZM132 108V109H131ZM201 108H203V109H201ZM247 108H250L249 110L247 109ZM255 108V109H254ZM11 109H15V111H13V110H11ZM18 109V110H17ZM38 109V110H37ZM42 109V110H41ZM54 109V110H53ZM71 109V110H70ZM102 109V108H101ZM153 112V114L150 112V110ZM247 109V110H246ZM9 110L11 111V113L9 112ZM29 110V111H28ZM39 111L40 112V114H38L39 112H36V111ZM46 110V111H47ZM68 110H69V112H68ZM78 110H80V111H78ZM82 110H84V112H81ZM124 110V111H123ZM143 110V111H142ZM146 110V111H145ZM149 110V111H148ZM157 110V112L160 114V112H163V116L165 115L166 116V119H163V118H165V117H163V118H160L159 117V114L158 113H156L155 111ZM193 110V111H192ZM203 110V111H202ZM256 110V111H255ZM8 111V112H7ZM17 111V112H16ZM19 111H21V112H19ZM41 111H42V113L45 115H41ZM70 111H72V113L73 114H75V113H77V114H75L74 115V117H72L73 119H74V122H73V124L71 123V121L73 120V119H69V118H71L70 116L71 115H73ZM130 111V112H129ZM133 113H132V112ZM141 111V114L139 113ZM145 111V112H144ZM164 111H165V114H164ZM198 111H200L201 112V115L203 114V112H204V114H203V118L205 119L204 121H203V123H202V125L200 124L199 126L200 127H202L203 128V130L200 132V134H194L192 131H190V130H192L193 128H194V126H191L190 125V119H192L193 117H195V114H197V112ZM255 111V112H254ZM259 111V112H258ZM19 112V113H18ZM29 112H30V116H28L29 115ZM35 112V113H34ZM127 112V113H126ZM144 114H146V112H148L147 114L149 115V117H148V115L146 114V115H144ZM171 112H173L172 114H171ZM175 112V113H174ZM219 112V113H218ZM252 112V113H251ZM254 112V113H253ZM263 112V113H262ZM10 113V114H9ZM20 113L22 114L20 117H19V115H20ZM66 113V114H65ZM71 113V114H70ZM81 113V114H80ZM129 113H131V114H129ZM139 113V114H138ZM155 113V114H154ZM257 113V115H255ZM14 116H13V115ZM26 114H28V115H26ZM87 114H89V115H87ZM132 114H134V116H132ZM156 114H157V116H156ZM167 114V115H166ZM168 114H170L169 116H168ZM176 114V115H175ZM260 114V115H259ZM13 117H12V116ZM24 115H25V117H24ZM37 115H41V116H38V117H35V116H37ZM69 115V116H68ZM84 115H86V116H84ZM132 116V118H131V116ZM137 115H138V117L139 116H141V117H139V119H138V117H137ZM155 115V116H154ZM193 115V116H192ZM242 115V116H241ZM249 115V116H248ZM8 116H11V117H9V120H10V122L8 121ZM46 118H44V117ZM47 116H50V119L48 120V118L49 117H47ZM64 116L66 117L65 119H61L62 117L64 118ZM78 116V117H77ZM82 116H84V118H82ZM89 116V117H88ZM126 116V117H125ZM142 116H143V119H142ZM220 116V117H219ZM263 118V119H261V117ZM5 117V118H4ZM34 117H35V119H37V120H35V123H40L39 125H43V126H39L38 125V123H37V125H35L34 124V122H33V120L32 119H34ZM41 117V118H40ZM52 117V118H51ZM59 117V118H58ZM61 117V118H60ZM134 117V118H133ZM136 117V118H135ZM153 119H152V118ZM206 117V118H205ZM241 117V118H240ZM254 117V118H253ZM259 117V118H258ZM22 118V119H21ZM81 118L82 119H86L87 121H85V123L83 122V121H80L81 120ZM111 118V117H110ZM144 118L146 119L147 118V120L146 121H144ZM170 118V119H169ZM174 118V119H173ZM218 118V119H217ZM222 118V119H221ZM229 118V121L227 120ZM238 118V121H239V123L237 122V119ZM255 118H256V120H255ZM18 119V120H17ZM21 119V120H20ZM27 119H29V120H27ZM43 119V120H42ZM44 119L47 121V122H45L44 121ZM132 119V120H131ZM133 119H134V121H136V122H133ZM136 119V120H135ZM173 119V120H172ZM178 119V120H177ZM210 119V120H209ZM251 119H254V120H251ZM11 120L14 122V125H13V122H11ZM24 122H23V121ZM71 120V121H70ZM112 120H113V118H112ZM126 120H128L127 122H126ZM140 120V122L143 124V126H142V124L141 123H137L138 121ZM158 120V122H160V123H157L156 121ZM166 120H168L167 122H169V124L170 125H168V123H166L165 121ZM170 120V121H169ZM172 120V121H171ZM174 120H175V123H174ZM189 120V121H188ZM207 120V121H206ZM225 120H227L226 121V123H225ZM235 120H236V122H235ZM244 120H245V122L246 121H248V120H250L251 121V124L249 123V122H244ZM261 120V121H260ZM7 123V125L5 124V122ZM8 121V122H7ZM31 121L33 122V123H31ZM37 121V122H36ZM42 121H44L45 123H43ZM70 121V124L68 123ZM162 121H163V123H162ZM184 121V120H183ZM212 121H214L215 123H216V125H215V123L214 122H212ZM217 121V122H216ZM220 121V122H219ZM232 121V122H231ZM234 121V122H233ZM241 121L242 122H244V123H241ZM253 121V122H252ZM257 121V122H256ZM259 121V122H258ZM19 122H20V124H19ZM57 122V123H56ZM80 122H81V124H80ZM86 122H88V124L86 123ZM113 122V121H112ZM129 123V124H124V123ZM145 124H144V123ZM148 122V123H147ZM151 122H153L154 124H151ZM156 122V123H155ZM209 123V124H207V126H206V123ZM218 122H219V124H218ZM229 122V123H228ZM3 123V124H2ZM21 123H22V125H21ZM27 125H26V124ZM56 123V124H55ZM131 123V124H130ZM135 123V124H134ZM136 123H137V125H136ZM148 124V128H147V124ZM210 123H211V127H214V128H211L210 127ZM212 123L214 124V125H212ZM231 123H233V124H231ZM238 123V124H237ZM249 125H251V126H249ZM254 123V124H253ZM26 126H25V125ZM33 124V125H32ZM48 124H50V122L48 123ZM86 124V125H85ZM140 124H141V128H140ZM156 124H157V126H156ZM158 124H159V126H158ZM161 124H163V125H161ZM172 124L174 125L173 127H172ZM223 124V125H222ZM237 124V125H236ZM242 124H243V126H242ZM252 124H253V126L255 127V126H257V128L255 127V128H252ZM258 124V125H257ZM259 124H260V126L262 127V129L260 128V126H259ZM8 125H10V126H8ZM13 125V126H12ZM21 125V126H20ZM35 125V126H34ZM61 125V126H60ZM68 125H71V126H68ZM121 125H122V128H121ZM124 125H126V126H124ZM135 125V126H134ZM156 127H155V126ZM160 125H161V128H160ZM225 125V126H224ZM230 125H231V127H230ZM239 125L241 126V127H243L242 129H241V127H239ZM247 125V126H246ZM25 126V127H24ZM34 126V127H33ZM74 126V127H73ZM77 126H83V127H79V130H77ZM87 126V127H86ZM130 126H131V128H130ZM166 126V127H165ZM171 126V127H170ZM217 126V127H216ZM223 126L225 127V129L227 130L226 132H225V129L223 128ZM229 128H228V127ZM245 126V127H244ZM7 128V129H5V128ZM10 127V128H9ZM22 127V128H21ZM38 127H39V129H38ZM77 127V128H76ZM120 127V128H119ZM147 128L146 130H147V133H149V134H145L144 132H146V130H145V128ZM157 127H159L161 130V132L164 134V136L163 135H161V133H160V131L158 130V128ZM162 127H163V129H162ZM190 127V128H189ZM228 129H227V128ZM249 127L250 128V130H251V132H250V130H248L247 128ZM20 128V129H19ZM34 128H35V130H34ZM76 128V129H75ZM81 128V129H80ZM85 128H86V130H85ZM88 128V129H87ZM169 128V129H168ZM205 128V129H204ZM218 128L220 129L221 128V130H218ZM222 128H223V130H222ZM15 131H14V130ZM33 129V130H32ZM37 129H38V131H37ZM138 131V132H136V130ZM185 129V130H184ZM208 129V130H207ZM212 129V130H211ZM213 129H216V130H214L213 131ZM232 131H234V132H232ZM234 129V130H233ZM243 129H245V130H243ZM253 129H255V131L254 132H252L253 131ZM59 130V131H58ZM85 130V131H84ZM93 130V131H92ZM133 130V131H132ZM143 130V131H142ZM167 130V131H166ZM208 132H212L211 134H209V135H207L206 136V134H207V131ZM230 130V131H229ZM240 130L242 131V136H240L241 134H240ZM13 131V132H12ZM20 133H19V132ZM33 131H35V132H33ZM37 131V132H36ZM82 132V133H80V132ZM92 131V132H91ZM140 131H142V132H140ZM151 131V132H150ZM169 131V133H168V135H167V132ZM181 131V132H180ZM205 131H206V133H205ZM237 131H238V133H237ZM248 131V132H247ZM259 131V132H258ZM2 132H5L4 134L2 133ZM6 132H7V134H6ZM60 132V133H59ZM77 132V133H76ZM97 132H99V134H102V130H99V131H97ZM136 133V135H135V133ZM155 132H157V133H155ZM188 132V133H187ZM215 132V134L213 135V133ZM231 133L232 135H234L235 137H237V136H240V138L239 137H237L238 138V141H237V138H235L234 136H228V135H225L226 133ZM243 132H245V133H243ZM261 132V133H260ZM37 133V134H36ZM142 133L143 134H145L144 136L142 135ZM154 133V134H153ZM160 133V134H159ZM202 133H205L204 135H202ZM227 133V134H228ZM234 133V134H233ZM252 133H255V134H252ZM6 134V135H5ZM11 134V135H10ZM54 134V135H55ZM61 134V135H60ZM231 134H229V135H231ZM238 134V135H237ZM245 134H247V135H245ZM252 134V135H251ZM13 135V136H12ZM15 135V136H14ZM86 135V134H85ZM133 135L135 136L134 138H133ZM141 135V136H140ZM149 135V136H148ZM161 135V136H160ZM259 135V136H258ZM140 136V137H139ZM148 136V137H147ZM159 136V137H158ZM166 136V137H165ZM178 136V137H177ZM250 136H253V138L254 137H256V138H259V139H257V140H255L256 138H250ZM90 137V136H89ZM116 137H118L117 135H116ZM146 137H147V139H148V141H147V139H146ZM160 137H164V138H160ZM173 137L175 138V137H177V140H172L173 141V143L175 142V141H177V143H178V141H179V143L178 144H182V146L181 147H179L178 145H176V146H178V148H180L179 150L177 149V147H176V150H175V147H174V144H173V146H165V145H167V143H169V142H171L170 140L171 139H173ZM190 137V138H189ZM205 137V138H204ZM209 137V139H207V138ZM62 138V139H61ZM119 139L121 138V137H118ZM131 138H133V139H131ZM142 138H144V139H142ZM155 138V139H154ZM157 138V139H156ZM160 138V139H159ZM230 138V139H229ZM233 138H235V140L233 139ZM242 138V139H241ZM56 139V140H55ZM61 139V140H60ZM142 139V140H141ZM181 139H183L185 142L183 143L182 141H181ZM199 139H200V141H199ZM244 139V140H243ZM17 140V141H16ZM94 140H96L97 141V143L96 144H99V139L97 140V139H94ZM132 140V141H131ZM135 140V141H134ZM144 140V141H143ZM146 140V141H145ZM167 142H166V141ZM194 140V141H193ZM212 140V141H211ZM233 141L232 143L235 145V146H237L238 147V150H240L241 151V153L240 152H237L236 153V149H237V147H235L232 143H228V142H231V141ZM248 140V141H247ZM21 141V142H20ZM190 141L192 142V143H190ZM199 141V142H198ZM208 141V142H207ZM244 141L249 145H247L246 143H244ZM252 142V143H250V142ZM261 141V142H260ZM24 142V143H23ZM103 142L104 143H106V145L108 146L106 149H108L109 151L107 152L108 154H110L111 152H113V151H116V150H118V145L120 144L119 143V140H114V139H109L108 138V140L107 139H105V140H103ZM117 142V143H116ZM132 143V145H131V143ZM134 142V143H133ZM137 142V143H136ZM144 144V146H145V150H144V146H142L143 144ZM148 142V143H147ZM159 142V143H158ZM162 142H166L165 143V145H163V143ZM194 142V143H193ZM206 142V143H205ZM210 142V143H209ZM216 142V143H215ZM20 143V144H19ZM23 143V144H22ZM161 143H162V145H161ZM200 143V144H199ZM207 143H209V144H207ZM237 143H239V144H237ZM264 143V142H263ZM3 144H1L0 143V147L1 148H3ZM24 144H26L25 146H27V147H25L24 146ZM127 146H126V145ZM138 144V145H137ZM140 144H142L141 146L143 147V149H141L140 150ZM152 144L154 145L153 147H152ZM170 144V143H169ZM168 144V145H169ZM192 144H194V145H192ZM237 144V145H236ZM254 144H255V147H254ZM20 145V146H19ZM22 145V146H21ZM62 145H64V147H62V148H65V147H67V145L66 144H62ZM61 145V146H62ZM110 145V146H109ZM128 145H130V148L128 149ZM134 145V146H133ZM148 145V146H147ZM151 145V146H150ZM159 145V146H158ZM187 145H189V146H187ZM199 145V146H198ZM210 145V146H209ZM216 147H215V146ZM232 146V149H233V151H234V156H233V154H232V157L234 158H232L230 155V152L231 153H233V151H232V149H230L231 148V146ZM251 145V146H250ZM252 145H253V147H252ZM258 145V146H257ZM260 145V146H259ZM137 146H140L139 147V149H138V147ZM162 146V147H161ZM203 146V147H202ZM206 146V147H205ZM208 146V147H207ZM222 146L225 148V152L223 153L222 151H221V148H222ZM227 146V147H226ZM25 147V148H24ZM114 147V148H113ZM117 147V148H116ZM141 147V148H142ZM150 149H149V148ZM169 148L170 147V149L172 150V148H174L173 149V152L174 151H176V152H172L170 149H169V151L168 150H166L167 148ZM172 147V148H171ZM189 147V148H188ZM196 147V148H195ZM212 147V148H211ZM230 147V148H229ZM251 147V148H250ZM263 147V148H262ZM116 148V149H115ZM158 148H160V149H158ZM163 148H165V150L168 152V155L167 154H165V150L163 149ZM206 150V148H207V150H206V152H209V151H211L210 153H207L206 154V152L204 151L203 152V150ZM209 148H210V150H209ZM243 150H242V149ZM259 148V149H258ZM261 148V149H260ZM114 149V150H113ZM137 149L139 150V151H137ZM149 150V152H146V150ZM153 149L155 150V151H153ZM189 149V150H188ZM231 151H230V150ZM246 149V150H245ZM254 149V150H253ZM260 150V151H257V150ZM66 150H68V147L66 148ZM147 150V151H148ZM162 150H163V155H165V158H164V156H163V158H162V153H160L159 151H161L162 152ZM192 150V151H191ZM199 150H201V152L199 151ZM228 150H229V152H228ZM250 150V151H249ZM251 150H253V151H251ZM261 150L263 151V152H261ZM111 151V152H110ZM136 151V152H135ZM153 151V152H152ZM157 151V152H156ZM243 151V152H242ZM125 152V153H124ZM146 152V153H145ZM154 152H156L155 154H154ZM166 152V153H167ZM171 152H172V154H171ZM181 152V153H180ZM214 152H215V154H214ZM218 152V153H217ZM246 152V153H245ZM250 152V153H249ZM255 152H257V153H255ZM260 152H261V154H260ZM144 153V154H143ZM149 155H148V154ZM157 153H159L160 154V157L157 155ZM201 153V154H200ZM204 153V154H203ZM223 153V154H222ZM123 154V155H122ZM125 154H127V155H125ZM152 154H154V155H152ZM182 154H183V156H182ZM221 154V155H220ZM236 154V155H235ZM246 154V155H245ZM4 155V152H2L1 154H0V158H2V156ZM119 155H121L120 157H119ZM144 155V156H143ZM201 155V156H200ZM217 155V156H216ZM223 155V156H222ZM254 155V156H253ZM157 156V158L156 159H158V157L159 158H162V160H160V161H157V160H155V157ZM178 156H180V158L178 157ZM190 156V157H189ZM212 156V157H211ZM249 157V158H247V157ZM251 156H253V157H251ZM144 157H146L145 159H144ZM177 157V158H176ZM187 157H189V158H187ZM192 157V158H191ZM225 157V158H224ZM240 157H244V158H240ZM204 158V159H203ZM206 158H207V161L209 162H207L206 161ZM231 158V159H230ZM121 159V158H120ZM170 159V160H169ZM185 159V160H184ZM187 159V160H186ZM198 160V161H196V160ZM220 159V160H219ZM225 159V160H224ZM241 159V160H240ZM243 159V160H242ZM255 159V161L254 162H252L251 163V161L250 162H248L247 163V161H249V160H254ZM263 159V160H262ZM142 160V161H141ZM168 160H169V163H168ZM172 160V161H171ZM193 160V161H192ZM225 162H224V161ZM234 160V161H233ZM240 160V161H239ZM244 160H245V162H244ZM157 161V162H156ZM203 161V162H202ZM205 161V162H204ZM221 161H222V163H221ZM226 161H227V163H226ZM167 162V163H166ZM175 162L177 163V164H175ZM199 162H200V164H199ZM207 162V163H206ZM238 162H239V164H238ZM241 162V163H240ZM255 162L256 163H260L259 165L258 164H256V170H255V168L253 167L254 165H253V163L255 164ZM155 163V164H154ZM173 163V164H172ZM234 163V164H233ZM247 163V164H246ZM164 164H165V166H166V164H167V166L168 167H166V169H168V171L165 169V166H164ZM169 164H171V165H169ZM181 164V165H180ZM192 164H193V166H194V168L190 171L189 169L190 168H192ZM195 164V165H194ZM199 164V165H198ZM203 164V165H202ZM215 164H216V166H215ZM220 164H221V166H220ZM227 164V165H226ZM232 164H233V166H232ZM245 164V165H244ZM191 165V166H190ZM206 165V166H205ZM213 165V166H212ZM218 165V166H217ZM238 165H240V166H238ZM247 165V166H246ZM177 166H178V168H177ZM196 166V167H195ZM251 166L253 167V168H251ZM261 166H262V168H261ZM161 167V168H160ZM233 167H235V168H233ZM219 170H217V169ZM223 168V169H222ZM237 168V169H236ZM243 168H244V170H243ZM247 168V169H246ZM251 168V169H250ZM161 169V170H160ZM173 169L175 170V171H173ZM196 169H197V171H196ZM228 169V170H227ZM231 169V170H230ZM243 171H242V170ZM246 169V170H245ZM202 170V171H201ZM212 170V171H211ZM236 170V171H235ZM252 170H254L253 172H255L254 174H253V172H251ZM260 170V171H259ZM165 171V172H164ZM171 171V172H170ZM195 171V172H194ZM199 171V172H198ZM204 174H202L201 172ZM245 171H248V172H246L245 173ZM169 172H170V174H169ZM180 172V173H179ZM193 172V173H192ZM197 172V173H196ZM240 172V173H239ZM254 175V179L252 180V181H250L251 179H252V174ZM181 173L183 174V176H185V177H183L182 175H181ZM192 175H191V174ZM194 173H196L197 175H195ZM201 173V174H200ZM245 173V174H244ZM199 174V175H198ZM206 174V175H205ZM210 174H212V176L210 175ZM227 174V175H226ZM162 175V176H161ZM166 175H168L167 177H166ZM208 175V176H207ZM219 175H220V177H219ZM247 175V176H246ZM256 175V176H255ZM183 177V179L181 178V177ZM221 176H222V178L223 179H225L224 181H221V183L219 182V180H218V178H221ZM242 176V177H241ZM163 177H165V178H163ZM190 177V178H189ZM215 177V178H214ZM240 177H241V179H240ZM208 178V179H207ZM211 178V179H210ZM180 179H181V183H180ZM215 179V183L216 184H214V182H213V180ZM241 180V182H240V180ZM183 180H185V181H183ZM209 180V181H208ZM221 180V179H220ZM239 180V181H238ZM206 182V184H205V188H204V190H203V192H198V193H196V196H195V192H193L191 195H190V197L193 199V198H195V199H191L190 197H189V199L190 200H187V197H186V192H187V189H188V187L190 186V182L193 184V187H198V185L200 184V182ZM227 181V182H226ZM173 182H174V184H173ZM177 182H179V183H177ZM209 182V183H208ZM164 183V184H163ZM252 183V184H251ZM162 184V185H161ZM175 185V187H174V189H173V187H171L170 185ZM220 184H223V186H221L220 187ZM224 184H225V186H224ZM228 184V185H227ZM169 185V186H168ZM182 185V186H181ZM213 185L214 186H216V187H213ZM227 185V186H226ZM237 185V186H236ZM179 186H180V188H179ZM219 186V187H218ZM235 186V187H234ZM172 189H171V188ZM212 187V189H210ZM226 187V188H225ZM167 188H168V190H169V188H170V190L168 191L167 190ZM176 188H177V191H176ZM223 188V189H222ZM225 188V189H224ZM178 189H180L179 190V192H178ZM208 189H210V190H212L211 191V195H213V193L215 194L213 197L212 196H209L210 195V191L208 190ZM218 189H220V191H218ZM224 190V191H222V190ZM230 190V192L231 193H229V196H228V193L226 194V192H228ZM248 190H249V192H248ZM161 191H164V192H166V191H168L169 193H171V192H173V194H172V196H171V194L170 195H168L167 194V196H166V199H165V201H163V203L161 204V209L159 210V212H156V213H159V220L158 219H154V217H152V213L154 214V209L155 210H158L157 209V205L156 204H154V206L152 207V203H154L153 201H156V199H157V196H158V192H161ZM252 191V192H251ZM175 192V193H174ZM176 192H177V194H176ZM224 192V194H222ZM248 194H246V193ZM179 193H181V194H179ZM208 195H206V194ZM217 193H219V195L217 194ZM176 194V195H175ZM226 194V195H225ZM252 194V195H251ZM198 195V196H197ZM121 197L123 196V194H121L120 195ZM170 196V197H169ZM175 196V197H174ZM219 197V199H218V197ZM226 196H228V197H226ZM145 197H147V196H145ZM155 197V198H154ZM168 197V198H167ZM178 197V198H177ZM183 197H184V199H183ZM196 197H197V199H196ZM203 197H205V198H203ZM217 197V198H216ZM223 197V198H222ZM240 197V198H239ZM251 197V198H250ZM253 197V198H252ZM203 200H202V199ZM211 198H212V200H211ZM247 198H249L248 200H247ZM149 201H148V200ZM174 201H172V200ZM205 199L207 200V201H205ZM152 200V201H151ZM182 200V201H181ZM184 200H187V201H184ZM194 200H196V201H194ZM210 200V201H209ZM220 200V201H219ZM224 200V201H223ZM252 200V201H251ZM90 201H91V199H89V200H87V202L88 203H90ZM190 203H189V202ZM195 202V204H193L194 202ZM214 201H216V203L214 202ZM173 202V203H172ZM192 202V203H191ZM199 202V203H198ZM211 202V204H209ZM213 202V203H212ZM238 202V203H237ZM185 203V204H184ZM187 203V204H186ZM198 203V204H197ZM203 203H204V205H203ZM65 204V203H64ZM63 204V205H64ZM147 204H149V206L147 205ZM170 204H171V206L173 207V208H171V206H170ZM174 204V205H173ZM178 204V205H177ZM180 204H182V205H180ZM197 204V205H196ZM207 204V205H206ZM232 204H234L233 206L235 207V208H233L232 207ZM238 204V205H237ZM243 204H245V206L243 205ZM195 205H196V208L194 209V207H195ZM214 205V206H213ZM231 205V206H230ZM249 205V206H248ZM168 209L167 211L168 212H166V208ZM186 206V207H185ZM204 206V207H203ZM208 206V207H207ZM213 206V207H212ZM245 208H244V207ZM152 207V208H151ZM206 207V208H205ZM216 207V208H215ZM238 207V208H237ZM264 207V206H263ZM165 208V209H164ZM199 208H200V211H199ZM148 209H149V211H148ZM164 209V210H163ZM175 209V210H174ZM198 209V210H197ZM210 209V210H209ZM216 209V210H215ZM222 209H223V211H222ZM232 209V210H231ZM262 209V208H261ZM196 210L197 211H199V213L201 214V215H197V212H196ZM230 210H231V212H233V213H231L230 212ZM234 210V211H233ZM244 210H245V212H244ZM258 208H257V212H258ZM148 211V212H147ZM161 211H163V212H161ZM172 211V212H171ZM182 211V212H181ZM209 212V213H207V212ZM211 211V212H210ZM230 212L229 213V215L227 214L228 212ZM62 212V211H61ZM179 212V213H178ZM202 212V213H201ZM215 212V213H214ZM217 212V213H216ZM124 213V214H123ZM148 213V214H147ZM150 213V214H149ZM162 213V214H161ZM167 215H166V214ZM205 213H207V215L205 214ZM211 213V214H210ZM227 215H226V214ZM170 214V215H169ZM194 214V215H193ZM203 214V215H202ZM211 216L212 217V215H213V217L212 218H210V217H207V219H206V216ZM224 214H225V216H224ZM230 214H231V216H230ZM246 214V215H245ZM162 215H163V217H164V219H166V220H162L163 218H162ZM126 216H127V213H126V211H121L120 212V215H118V217H117V215H114V217H113V220H116V219H123V220H126ZM222 216H224L223 218H222ZM229 216V217H228ZM240 216L242 217V216H244V217H242L241 219H240ZM259 216V215H258ZM125 217V218H124ZM151 217H152V219H151ZM219 217L222 219V220H220L219 221ZM231 217V218H230ZM115 218V219H114ZM162 218V219H161ZM170 219V220H169ZM214 219V220H213ZM240 221H239V220ZM158 220V221H157ZM162 220V221H161ZM178 220H180L179 221V223L181 222V220H182V223H181V226L179 225V223H178ZM188 220V221H187ZM244 220V221H243ZM149 221V222H148ZM155 221H157V222H155ZM169 221V222H168ZM186 221V222H185ZM217 221V222H216ZM264 221V219L263 218H260L259 219V221H258V223H255V227H251L250 228V231H248V234L247 233H243V235H242V237H243V240H241L242 239V237H241V239L239 240V244H241V246L240 245H236L235 247H234V249L232 250L233 252H231V253H229L230 255V257L228 256V258H227V261H228V263H232V262H235V264H237V262H238V264H264V257L261 259V260H259L258 259V261H256V260H254L253 262H248L247 260L246 261H240L239 259L240 258H248L249 257V254L248 253H250L251 252V249L253 248V244L256 242V241H258L259 239H261V235H260V229L262 228V227H260L261 225H262V222ZM129 222V221H128ZM130 222H131V220H130ZM129 222V223H130ZM177 223L178 225H174V223ZM185 222V223H184ZM188 222V223H187ZM153 223H154V225H153ZM161 223V224H160ZM172 223V224H171ZM214 223H216V224H214ZM261 223V224H260ZM253 223H250V225H252ZM134 228H135V224L133 223V224H131ZM167 225V226H166ZM211 225H213L212 227H211ZM219 227H218V226ZM159 226V227H158ZM184 226H186V227H184ZM158 227V228H157ZM173 227H175V228H173ZM260 227V228H259ZM125 228V229H124ZM127 228V229H126ZM146 228H147V230H146ZM148 228H149V230H148ZM213 228V229H214ZM237 229V228H236ZM255 229V230H254ZM150 230H152V232H150ZM162 230V231H161ZM134 231H135V233H134ZM149 231V232H148ZM200 231V230H199ZM170 232H171V234H170ZM179 232V233H178ZM184 232V233H183ZM201 232V231H200ZM255 232V233H254ZM134 233V234H133ZM144 233H146V234H144ZM159 233H160V235H159ZM180 233H182V234H180ZM143 234V235H142ZM180 235L179 237H178V235ZM184 234V235H183ZM135 235V236H134ZM145 235V236H144ZM169 235V236H168ZM172 235V236H171ZM182 235V236H181ZM130 236V237H129ZM132 236V237H131ZM175 236V237H174ZM184 236V237H183ZM253 236V237H252ZM134 237V238H133ZM145 237H147V238H145ZM172 237V238H171ZM132 238V239H131ZM140 238V239H139ZM142 238V239H141ZM174 238H177V240H174ZM183 238V239H182ZM162 239H164L165 240V243H164V245L163 246H166L165 244L167 243V246H169L170 245V248H169V250H163V246H162V244L160 243L159 244V240H162ZM178 239H179V243H178ZM185 239H186V241H185ZM155 240V241H154ZM167 240V241H166ZM182 240H184V244H183V242H182ZM246 240V241H245ZM154 241V242H153ZM174 241V242H173ZM175 241L177 242V243H175ZM170 242H172V244L173 245H171V244H169ZM186 242V243H185ZM242 242V243H241ZM139 243V245L140 246H138L137 244ZM144 243V244H143ZM177 244V245H176ZM183 244V245H182ZM249 244V245H248ZM141 245H145L144 247L143 246H141ZM155 245H157V246H155ZM174 245H176L175 246V248L177 249V251H176V249H174ZM151 247L152 248V251H153V253L155 254V256H154V254H150V252H152L151 250H149V249H151V248H149V247ZM159 246V247H158ZM138 247H139V249H138ZM141 247H143V248H141ZM172 247H173V249H172ZM181 247V248H180ZM228 247H229V244H228ZM237 247V248H236ZM160 248V249H159ZM162 248V249H161ZM140 249H143V250H140ZM144 249H145V251H144ZM149 250V251H148ZM160 252H162L163 253V255L165 256V258H164V256L163 255H161L162 253H158L159 251ZM171 250H172V253H171ZM182 250H183V252H182ZM229 250V249H228ZM168 251H169V253H168ZM204 251V252H203ZM206 251V252H205ZM167 254H166V253ZM201 252V253H200ZM177 253V254H176ZM203 253V254H202ZM139 254V255H138ZM141 254V255H140ZM158 254V255H157ZM169 254V256L167 257V255ZM171 254H173V255H176V256H174V257H172L173 255H171ZM189 254H191V256H189ZM233 254V255H232ZM239 254H240V256H239ZM242 254V255H241ZM198 255H200L199 257H197L196 258V256H198ZM235 255V256H234ZM162 257V259L164 258V261L161 259V257ZM180 256V257H179ZM147 257H150V258H148L147 259ZM152 257V258H153ZM182 258V259H181ZM194 258H196V260H198L197 262H192V261H195V259ZM206 258V259H205ZM147 259V260H146ZM168 259V260H167ZM167 260V261H166ZM140 261V262H139ZM161 261V262H160ZM163 261V262H162ZM155 262V263H154ZM158 262H160V263H158ZM184 262V263H183ZM243 262V263H242Z\"/></svg>", "mask_w": 264, "mask_h": 264}]
</instances>
